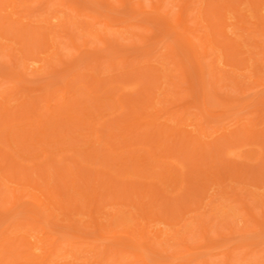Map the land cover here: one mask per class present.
<instances>
[{"label": "rangeland", "instance_id": "374dc122", "mask_svg": "<svg viewBox=\"0 0 264 264\" xmlns=\"http://www.w3.org/2000/svg\"><path fill=\"white\" fill-rule=\"evenodd\" d=\"M110 1L112 2L111 4H113V6H111V7H109L108 5H104V3L100 0L99 1L98 0H96V1L95 0H16V2L18 3L16 10L18 11L19 14L11 15L9 13L10 19H12V20H10V19L8 20V18H4L5 14L8 15V13H6V12H8V11L10 12V9L8 6H7L8 8L4 6V9L6 11L0 10V15L2 13V15L0 16L1 17L0 18V93L2 94L5 92V94L8 93L5 96L10 95L9 96L10 98L7 96V98H9V99H7L4 96V99L7 100L5 103L10 106V107L8 106V108H10V109L7 110V113L9 114L10 117L11 116L13 117L14 114H15V116H18L19 113H17V111H18L17 109L18 108L23 109V108H21V105H23L22 104L23 101L26 102V103L23 102L25 104H27L29 101V104L32 106L34 105L35 108H37L36 107L37 105H35V104H38L39 108H40V105H43V106H41L42 108L39 109V113L43 112L44 115H41V116H43V118H46L47 116L51 117V121L47 120L50 123V126H47V128L49 127L48 129H52V127L54 125L56 126V122H55L56 119L55 118H57L58 121H59V119L63 120L64 126L67 127V129L65 128L66 134L64 133V135L66 137L63 138V139H65V142H66V141H68V139L69 140L73 139V138H70V136L72 137V134H70L71 132L74 131L73 135L77 134V132H75L76 126H75V124H73L76 122H73V121L69 122V120L64 119L65 116L67 117L71 113L70 112L68 114V112L71 109L78 112L79 110H76V109L77 108L79 109L81 104L88 105L89 110H91L92 108H93V110L96 109L94 106L95 103L92 102L93 99H91V97L89 96L90 90H87V89H89V88L90 89H93V88H97V89L102 88L103 89L102 85L99 88L97 87V85H96L97 82L93 85L94 87L90 86L92 83H87V84L85 83L86 85H88L87 86L88 88L87 87L85 88V84L83 82H91L89 74L93 73L94 76L95 75L98 76V77L95 76L96 79L98 78L97 81H99V78H103L105 80V85H106L107 80H109L110 82L108 81L107 85L106 86L104 85L105 88L113 89L112 86L115 87L113 90H106V92L103 93L104 96L101 94L103 97L102 100L105 99L104 98L105 96L106 97H108V96L112 97L113 96L112 101L114 103L113 104L111 103L113 106L118 102V101H114V98L115 97L117 98L118 96H116V95H119L120 93L123 94L126 92L127 94L125 93V95H129V96L131 95L130 97L132 99L138 100V99L142 98L140 96H143L145 94V93H143V95H142V90L144 92V90L147 91V89H149V88L157 89L156 86L160 85L161 87L160 88L158 87L160 90L159 89L158 90L153 89L152 91L154 93L152 95L155 96L154 99L156 97L160 98V96H161V98L163 99V100H161L162 103L160 102V104H156L155 106L160 107V105H162L166 109L161 108L160 109L161 111L159 110L158 114L157 113L155 114L156 117H154V115L151 116V117L155 118L154 119L155 121H153L155 123V125L156 126L157 125H159V126L164 125V127L166 126L167 127L166 133H168L169 132L168 126L170 128L176 127V126H173L175 124L174 119L177 120V117L180 118L181 116L187 117L186 124H183L182 126L185 129H187V131L190 130L192 134L193 133L197 134L198 132L196 129L202 124V126H204L205 130L207 131V135L202 136L201 139L204 141L209 140L210 144L212 142L214 144L212 143L209 146V142L207 141L208 146H205V149H206L205 152L207 153V150L209 149L208 150L209 155H207V158H204L205 159L204 164L202 162H200L197 165L200 168L199 169L200 171L195 170V172L197 173L196 174L194 172L196 174V177H195V174L193 176L192 175L190 176V174L187 175V171H186V175H187L186 181H187V179L190 181H187V182L185 181L186 182L185 184H187V185H185L183 187L181 192H179V189H178L179 186L177 187V189H172L173 188L172 186H168L169 181H168V183L164 182V184H160L159 188L162 190H160V189L155 190V188L151 189L153 191L154 190L157 191L156 193L154 192V194H156V196H157V197H155V199L156 198H159V199H157L155 201V203H156L155 205H153L152 201L150 200L151 201L150 203H152L151 209L155 212L154 217L156 216V218L149 220V223H147V224L149 225V228H152L155 232H156V230L161 228L162 230H166V231L168 230L172 236L168 237L170 239H168L166 241L162 240L160 243H157L158 247H156L157 244L155 243L156 244L155 248H154L155 250H152V251L156 252L155 254H154V252L151 251V249H147L148 250L147 252H146V250L143 251L146 254V256H145L146 260L148 259L147 262L149 261L148 263H151V264H203V262H206V264H264V2H262L264 0H259V2H258V0H191V1H188V6L186 7V9H184V15L187 16L186 18H188V25L192 30L191 36L194 38L196 36V38H198L199 35H200L199 37H201V35H202V38L205 40V38H206L205 36H207L205 33H207L210 29V32L213 33V35L215 34L214 36H215V40H217V44L218 43L221 44V45H217L216 50H213V54L211 53L210 56L208 55L207 58L206 57L201 58L202 60L203 59L205 60V58H206L207 63H209L211 66L216 67L215 69H213V67H212L213 71H215L216 69H219V67H220L221 72H222L221 74L224 76V80L221 79V77H220V81L222 80L220 82V85H218L216 83L215 84L216 87H215V85L213 87L211 86V88L215 87L214 89H217V90L220 89L218 91L212 90L214 92H210V90L208 88H210L209 84L214 80V78L211 79L212 75H216L217 72L212 73L213 72L212 71V72H209V74H208L207 69H204V68H206V62L200 61L201 60L200 59L199 63H197L198 62L197 57L192 55L189 51H187L183 45L181 46V44H182V43L180 44L181 41L178 40L176 37L177 33L173 32V30H170L168 28L166 21H165V16L163 15L164 13L161 15L162 12L167 11L169 13L168 16H170L171 18H173L175 20L177 15H178L177 14L178 10L180 8L179 4H181V2H183L184 0H162L161 1L162 7L160 10V14L156 13V15H155V12H154L152 6H153V4H156L158 0L157 1L156 0H141V1L139 0L142 3V5L144 6V7L142 6V8H141L143 11L139 10V8H137L138 7L137 6L138 0H132V3H133V1L135 2L133 4H130L131 2L129 0H127V4H122V2H119V0H110ZM226 1H228V4H229L227 9L223 8V5ZM251 1H253V2L251 3ZM128 2H130L129 3L130 5H128ZM121 4H122V6H121ZM151 4H152V6H151ZM127 5H128V8H126ZM199 11H201V12H199ZM218 12L219 13L222 12L225 14V16L223 17V21H224L223 28L220 27L219 25L217 26L219 19H220V16L222 15V14L220 15ZM198 14L200 15V17H199L200 22L196 23L195 19H197ZM104 15H107V21L110 22L109 26L103 24L102 19H106L105 18L106 16H104ZM16 18H18V19L15 20ZM47 19L49 20L48 22L50 23V24L48 23L49 26L46 23ZM2 20H4V21H2ZM1 23H4V24H1ZM208 23L210 24V28L206 27V24H208ZM125 24H128V25L126 26ZM87 26H89L90 28L92 27V32H95L96 34H99L102 36L107 35L106 36V38L108 37L107 39H109V38L111 39V37L113 38V40L116 37L118 38L119 33L117 35V31H124L123 34H124V36H126V38L122 39L124 36L122 38L121 37H119L118 39L116 38V40H114V42L116 44L113 43V41L109 42L110 41L109 40V41H107V42H109V44L106 45V43H105V46H103L102 44H104V43H102L100 41V39L97 38V36H92V34L88 35V33H86V32H88L87 28H89ZM219 27L224 29L226 36H224L222 34L221 35L219 34V36H218V32L220 31ZM14 29H16V31ZM31 29H33V31ZM167 29H169V30H167ZM27 30H28V32H26ZM29 31H31V32H29ZM24 32L27 33V35H25ZM34 33H35V36H33L34 37L33 38L32 34H34ZM143 33H144L145 37H144V35H141ZM216 33H217V35H216ZM28 34L31 35V37ZM122 35L120 34V36H122ZM141 36H143V37H141ZM44 37H46V38L48 37V40H47L48 42L50 41L49 37L51 39H54V41H53L54 42L53 47L55 46L54 49H51V47H50V45L52 43H48L50 48L47 47V45H45V44L43 45L42 41H43ZM202 38L200 40H202ZM71 39L73 41H75L74 42L75 45H77V46L79 45L77 48H76V46H73V44L71 45V41H72ZM222 39H224V41ZM228 39H239L241 42L239 44V47L236 50V52H238L236 54V57H234V55H233V58H234L233 59V58H231L232 55L231 56L229 55L232 60L228 57L226 58V56H225V55H227L229 50L222 47V46H224L222 44H224L225 41ZM84 40L87 41L88 43L86 44V42ZM196 40L198 42V39H196ZM200 40H199V42H200ZM84 43H85V45H83ZM205 43H207V41ZM4 45L5 46L7 45V47H5ZM10 45L12 47L14 46L15 48L13 47L14 49L8 50L9 48H11ZM86 45L88 46V48L86 47ZM95 46H97L98 48ZM93 47H94V49H92ZM102 47H105V49H101ZM78 50H79V52H78ZM8 51H10L11 53L13 52V53L12 54L10 52L8 53ZM52 51L54 53L55 52L56 53H55V55H52L51 57H49V53L52 54ZM81 51H83V53ZM88 51H90V53ZM225 51H226V54H225ZM15 53H16V55L14 57L13 54H15ZM13 57H14V59H13ZM59 58L62 59L63 61L60 60ZM236 58H239V59H236ZM243 58H245V59H243ZM46 59H48V60H46ZM125 59H126V61H125ZM240 59L242 60V63H240L241 62ZM237 60L239 61L238 64H237ZM23 61H24V63H23ZM110 61H113V64L115 66L117 65V63H119V64L116 67H114L112 63H109ZM121 61H122V63H123V61L125 63L121 64L120 63ZM21 62H22V64H21ZM49 62H51L52 64ZM101 62H103V63L101 64ZM200 62H205L204 66H202L204 68L201 67V65L203 63L201 64ZM97 63L98 64L100 63L101 65L99 64L100 65L99 66ZM141 63H142V66L144 64V66L151 67V68H149V70L150 69L151 70L150 71L146 70L147 67H144V68L141 67L142 68V70H140L141 72L138 71L139 69L136 70L135 69L136 67L140 68ZM94 64L95 65L97 64L96 66L98 68H96V66ZM125 64L127 66H125ZM199 64H201L200 67L202 69H200V67H198ZM22 65H23V67H22ZM180 65H181V67H180ZM207 66H209V65L207 64ZM197 67H198V69H197ZM25 68H26V70H25ZM131 69H135L136 70L135 73H132V71H134V70H131ZM203 69L206 71V74H205V71H203ZM232 69L234 71H236V74H233L231 72ZM88 70H89V72H88ZM125 70L126 71L129 70V72L131 70V72L130 73L125 72ZM183 70L185 71L184 72L185 76L187 75L186 79L189 80L188 82L182 81V79H181L182 76L180 75V73ZM200 71H203L204 73H202ZM18 72H21V73L19 74ZM17 73L19 75H22V77L19 78L18 77L19 75ZM80 73H85V74L88 73V75L86 77H83L84 78V80H83L82 77L78 76ZM76 74H77V76H76ZM135 74H137V75H135ZM159 74H160V76H161V74H163V75L166 74L167 76L162 77L163 76L162 75L161 79L159 80V78H158ZM199 74L201 75V78L199 77L200 76ZM207 74L209 77H207ZM114 75L116 76V78ZM145 76H147V77H145ZM154 76H156V77H154ZM203 76H204V78L206 77V78H210V79L208 80L205 78V80H203ZM76 77H78V79H75L76 80L75 81L74 78H76ZM111 77H112V80H110ZM80 78H82V79H80ZM88 78L90 81L87 80ZM151 78H153V79H151ZM199 78H200V81H199ZM69 79H71L70 80L71 85H69L71 90L69 92H66V90L62 89V88H65V82ZM201 79L203 80L202 82H201ZM81 80H83V82ZM137 80H138V82H137ZM177 80H179V81H177ZM215 80H216V78H215ZM16 81H19V82H16ZM204 81H206V84H205L206 87L204 86L207 89L206 94H208L209 92L210 93L208 94L209 96L205 95V97H207L208 99H206V101L204 100V103H203V101H202L203 99H202L201 94L203 95V91H204V89H202L203 88L202 84L205 83ZM259 81L261 83H259ZM98 83H100V82H98ZM103 83H104V81L102 82V84ZM140 83H141V85H139ZM142 83L144 84V87H143ZM207 83H208V86H207ZM223 83H224V87L221 86V85H223ZM241 84L243 85V87ZM18 85L21 87L19 88ZM148 85L151 87H149ZM210 85H213V83H211ZM71 86L72 87L75 86L74 89H72ZM147 86H148V88H147ZM199 86H200V88H199ZM220 86H221V88H220ZM238 86H240L241 88L240 87H239L240 89L236 88ZM118 87H120L119 88L120 90L118 89ZM54 88H57V89L54 91ZM143 88H145V89H143ZM151 89H149V90H151ZM14 90H15V92H13ZM52 90L54 91V93ZM64 91H65V93H64ZM155 91H156V93H155ZM159 91H161V92H159ZM11 92L15 93V94L11 95ZM46 92H47V95L51 94L50 99H49V103H50L49 107H47L48 102L43 98L46 95ZM101 92L102 91H100L99 93H101ZM86 93H87L88 98L86 97ZM128 93H130V94H128ZM164 93H165V95L167 93V96L169 95L165 99H164ZM185 93H188V95L185 96L184 95ZM214 93L217 95L219 94V96L222 95V97L218 96L219 97L218 98L215 96L216 97L215 98ZM1 94H0V96H1ZM52 95H53V97H52ZM64 96H66V97H64ZM132 96H134L135 98H133ZM170 96H171V99L169 98ZM184 96L187 98V100L184 101V103H183L182 100L185 99ZM51 97H52V99H51ZM120 97H122V96H120ZM145 98L146 97L143 96V98L140 100L143 101ZM122 99L123 98H121V100ZM166 99L169 100V101H166V103H168L167 105H165L166 103L163 102ZM174 99H175V101H173ZM217 99H219L218 100L219 102L217 101ZM0 101H2V100H0ZM31 101H33V102L31 103ZM34 102H36V103L34 104ZM73 102H75L76 104ZM205 102H207V103H205ZM58 103H61V105H63V106L62 107L58 106L59 105ZM79 103H80V105H79ZM107 103L104 102V104L106 105L105 108L107 107L106 108L107 110L105 109L107 111V113L104 110L105 112L103 111V114H105V115L104 116L102 115L103 116L102 118H100L101 115H98V113H96L97 110H94L96 112L93 113L94 116H99V118L96 117V121L99 124H103V128L106 127L103 130V135H100L101 136L100 138L102 140L100 138L98 139V142H100V143L97 142V139L95 136L93 137V135H95V134L90 135V137L87 139H86V137H83V136H86L87 134L86 135H80V136H82L83 139H85V141L84 140L83 141H84V143H86V145H82L83 143L80 142V141H82V139H80V141L74 140L75 142H71L72 140L69 141L71 143V145L72 144L78 145V147H80V149H78L80 152L84 151L80 154L78 153V151L76 152L77 156L80 159L79 162L82 164H80L79 162L74 163L75 159L78 158L77 156H74V157H76L75 159L73 157H70V156H72V154H71L72 151H70V150L74 147H72V148L69 147V148H71L69 151L68 150L63 151L65 149H69V148L67 147V145H64V146H66V148H62L63 146L60 143H58V144L56 143V144L58 147H60L62 149L63 152L59 151V154L56 153L57 157H56V155L50 154V155L54 156L53 159L55 161H53L51 158H50L51 160L50 159L48 160V158L50 156L47 158L48 162H50V161L53 162L52 164H50L51 166H53V164H54L55 167L58 166L57 168H59L60 170L62 169L61 172L64 170L62 172L63 174L66 171L67 165H68V167L69 166L71 167V165L75 167L77 165L78 168L77 167L74 168V170L78 169V172L80 174V176H79L80 178L77 180V183L80 180H81L80 182H82L83 179H84V184L87 183V185H88V182L89 183L93 182L92 179L94 177L95 171H91V169H93V167H95V169H97L98 167L100 168V165H102L103 162L106 161V158H108V157L105 158V156L107 155V153H109V150H106L107 152H105V149H104L105 145H107V144H105L107 136H109L107 134V132L109 133L110 130L115 131L114 133H116V136L122 135L124 132L125 135L128 136V134L125 131H122V133L120 132L121 130L118 131V129H119L118 127L116 129L115 127H112V125L111 126L109 125L110 128H108V126H106L107 125L106 123H108V121H106V123H105L104 120L112 119L111 121L114 122L113 117H115L118 114L120 115L119 117H117L118 120H119V118H121V120H123V117L127 114L128 111H129L128 113L130 114V110L127 111V109H126V108L129 109V107H127L126 106L127 104H126L125 105L126 108H124V106L118 107V108H116L117 110L114 109L112 112V110L110 111L111 108L107 105ZM134 103H135V101H134ZM136 103L142 104V102H136ZM136 103H135V105H137ZM67 104L69 106L71 105V107L72 106L73 107L71 108V107L67 106ZM204 104H205V106H204ZM30 105L28 106V107H30L29 110L34 107V106L31 107ZM64 105H66V107ZM75 105H78V107ZM117 106H119V105L117 104ZM131 106H133V105H131ZM137 106H139V105H137ZM115 107H116V105H115ZM133 107L136 108L135 106H133ZM56 108H57V110H56ZM123 108L125 109V112H123ZM41 109H43V110H41ZM45 109H46V112L44 111ZM149 110H151V109L148 108L147 113H149V114L155 113V111L152 113V111H149ZM36 112H38V110ZM181 112L183 113V115L181 114ZM124 113H126V114H124ZM8 114H7V116H8ZM73 114L74 113H72V115ZM75 114H77V113H75ZM123 114H124V116H123ZM177 114L181 115V116L179 117ZM202 114H203V116L204 115L206 116V117H204L205 119L202 118L203 117ZM15 116H14V118H15ZM35 116H37V114L33 115L32 117L35 118ZM32 117H28V118L32 119ZM49 117H48V119H49ZM14 118L11 120L12 122L10 121V123L13 124L14 126L10 125V123H7L8 121L5 119L0 120V125H1L0 131H3V132H1L2 134L0 133L1 135H4V132L7 129L15 130L13 128H16L18 126L17 127L18 130L14 131V133H13V136L16 135L14 142L11 140L10 141L12 142V144H11V142L10 143L7 142V144H9L10 146L13 145L11 147H14V148H11L9 145H8V147L5 145L6 148L5 147L3 148L2 143L5 144L6 140L2 136H0V140L3 141L2 143L0 141V143H1L0 147L3 148L2 152L4 151V152L8 153V154H6V156L4 155V157H2V158L0 157L1 159L7 160V161L4 160V162L2 164L0 163V165L3 166L2 169L0 168L1 169L0 174L6 173V170H7V172L11 171L12 165L15 167L17 166V164L16 165L13 164V162H14V161H12L13 159L12 160L10 159L12 161V162H10V160L7 158V157L10 158V155H13L12 151L16 150L13 153H18V152L20 153V148L17 151L18 146H21V150H22V147L25 149L27 143L30 144V140H25V138L28 137V136H26L27 130L32 129V127L30 126L31 124H29V126L31 128L29 126H25V124L28 125V122H27L28 120H26V118H24L21 122V125H20V123H19V125H17L18 124V123H16L17 119H14ZM93 120H94V122H93ZM93 120H92L93 124L91 122L92 125H94V123H96L95 117ZM29 121H32V120H29ZM119 122H121V121H119ZM124 122L126 123V121H124ZM49 123H47V125ZM188 123H190V124H188ZM7 124H9V125H7ZM99 124L96 123L95 128ZM111 124H112V122H111ZM119 124L121 125V123H119ZM22 125H24L26 127V128L24 127V130H23V128L21 130L19 129V126H22ZM59 125H61V123H59ZM120 125H119V127L122 128V126H120ZM155 125H153V123H152V126L154 128L153 129L151 127V130L153 129L152 131L146 130L145 129L146 125H145V127L143 126L142 128L141 127L139 128L137 126V128H135V131H134V128L131 127L130 129H131V131H133L131 133H133V134L130 135V133H129L130 137L133 135H136V139H134L135 136H134V138L131 137L132 139L130 138L131 140H133V142L131 141L132 145L130 143V146H129V140H127V138H125V139L127 140L128 145H124V142H121V141L125 140L124 139L125 135L123 134L124 136H121V138L123 140L120 139L121 140L120 142L123 143V145L119 144V146H118L114 142V144L116 146H112V148H114L116 150V152L118 151V153H120V152L124 153L121 155H124L125 157L128 155H131V153H133L135 156L142 154V155H146V157H149V156H147L148 154L146 152L145 147H147L151 144H149V145L145 144V142L147 141V140H145L146 139L145 137L148 136V139L152 138V136H153L152 139H154L156 137L155 135H156L157 130H155V128H157L159 126L156 127ZM100 126H102V125H100ZM100 126H98V127H100ZM28 127H29V129H28ZM61 127H63V125H61ZM86 127H87V125H86ZM244 127L250 128L253 131V135H251V136H253V139H250V136H248V134H247L248 130L246 131V129ZM57 128L58 127L56 126V129ZM68 129L71 130V132L69 134H67L69 132ZM125 130L128 131L127 129H125ZM143 130H144V132H142ZM254 130L256 132V135L254 134ZM18 131H20V132H18ZM60 131H62V130H60ZM77 131H78V129H77ZM93 131H94V129H93ZM116 131L120 132V133H117ZM154 131H155V135L154 134L152 135L151 133H154ZM158 131H160V130H158ZM82 132L87 133L88 131H87V129H83ZM129 132H130V130H129ZM164 132H165V130H164ZM17 133H19V135ZM21 133H22V135H21ZM114 133L112 132V134H114ZM141 133L145 134L146 136L144 135V137L142 136L143 138L140 139L139 137H141V135H142ZM148 133H150V134H148ZM29 135H30V133H29ZM138 135H139V137H138ZM257 135H258V137H257ZM62 136H63V134H62ZM116 136H112V137H116ZM118 136H117V139L119 141L120 137H118ZM48 137L49 136L47 135V138ZM91 137H92V139H91ZM112 137H111V139H114ZM137 137H138V139H137ZM254 137H257L256 141L254 140L255 139ZM259 137H260V139H259ZM44 138L46 139V136ZM169 138H171V137H169ZM23 139L26 142H23L24 141ZM117 139H115V140H117ZM248 140H250V141H248ZM86 141H88V144ZM33 142H35V141H33ZM14 143L17 145H15ZM92 143L95 144L94 146H96V148L93 146V149H97L99 151L97 156L94 154H93L94 156H92V155H90L91 153L89 154L87 151L88 148L90 147L89 144H92ZM127 143L125 141V144H127ZM168 143H169V145H168ZM173 143H175V142H172V140H169L166 143V146H171L170 151L173 152L172 158H171V156L165 157L159 161L158 160L153 161V159L150 157L147 158L148 160H146V162H149L153 165H148V163H147L146 168H142L143 171L141 173H139V174H141L139 179L144 181V179L147 178V179H145V181H147V180L148 181L149 180L158 181L160 179V176H158L159 175L158 172L161 171L158 167L160 164L168 165L175 172L181 171V169H182L181 161L186 160V159H184V157H185L184 153L179 154L180 151H178V148H175L176 143L175 144H173ZM65 144H67V143H65ZM37 145L39 146V143ZM163 145H165V144H162L161 147H163ZM173 145H174V148H172ZM177 145H179V144H177ZM46 146H48V145H46ZM57 146H54V147L57 148ZM220 147L221 148L224 147V148H222V150H220ZM39 148H41V147L39 146ZM52 148H53V146H52ZM56 148H54V149H56ZM38 149L36 148V150H38ZM54 149H53V151H55ZM163 149H164V147L162 148V150ZM51 150H49V151H51ZM128 150H131L132 152L128 151ZM220 151H223V152H220ZM22 152H25V151L22 150ZM32 152H33V150H32ZM217 152H218V154H217ZM0 153H1V151H0ZM67 153L69 156H66ZM39 154H40L41 160H39L40 158L33 160V157L31 159V156H32L31 154H30L31 156L29 158L27 156L28 153L24 154V156H26V158H25L23 156V154L21 155V153H20L19 155H21V156L15 157V159L18 160V161H16V163H20V164L25 163V166L28 165L27 163H29V164L31 163L33 165V163L36 162L35 164H37V162H38L40 164V162L42 160L44 161V154H42L41 152H39ZM76 154H74V155H76ZM103 154H106V155H103ZM217 155L221 156V159H217V158H219ZM13 156H15V155H13ZM62 156H64V159L62 158L63 161L60 158ZM20 157L21 158L24 157L25 159L23 158V161L21 160V162H20L19 159H17ZM205 157H206V155H205ZM57 158H59V159H57ZM83 158H85L86 161L84 160V162H82ZM213 158H214V160H212ZM69 159H71V160L73 159L74 162L71 163V161ZM206 159H208V160H206ZM222 159L226 161L225 162L226 164L230 160L229 161L230 163H228L229 165L228 164L226 165L225 163L221 162V161H223ZM57 160H61L62 163L59 161L60 164H57L58 163ZM211 160L214 163L208 162ZM217 160H219L220 162ZM114 161L112 164H116V163H114ZM128 161L131 162V160L127 159L126 162H128ZM48 162L46 164H48ZM130 162H128V163L130 164ZM5 163H8L7 164L8 166ZM186 163H187V161H186ZM9 164H11L10 167H9ZM42 164L40 165V169L37 168L38 165L37 166L35 165L36 167L34 168V171H35V169H36V171H35L36 173L37 172L40 173L42 171L43 175H46V174L48 175L49 171H51L52 173L54 172V177L52 174H51L52 176L49 175L52 177V181L50 179H48V180L53 182V178H54L56 180V182L57 181L59 182L60 181L59 180V174H58V172L60 173L59 169L57 172V168H55L54 166L52 168L50 166H48L49 169L45 168L48 170V172L46 173V170H44V167ZM112 164L110 165V168H112L111 170H113L114 173H118L120 175L122 172H118V171H120L119 168H116V166H118V165L115 166ZM213 164H215L216 167H219L221 171H218L217 175H213V173H212L213 170L211 168H210V170L208 169L209 174H210V177H209L210 179H208V182L204 188L203 186H200L202 184L199 185V182L202 183L203 179H201V178L205 177L206 175L204 176L201 174H203V171L205 173L208 166L212 167ZM30 165H28V166H30ZM82 165L84 168H82ZM230 165H232L233 168H232V166L230 167ZM4 166H6L7 169H5ZM86 166L89 168H85ZM128 166L130 168L133 165H128ZM234 166H235V168H234ZM22 167L24 169L23 164H22ZM46 167H47V165H46ZM27 168H29V167H27ZM223 168H224V170H223ZM8 169H10V170H8ZM55 169H56V171H55ZM234 169L236 170V174L233 173L235 171ZM4 170H5V172H4ZM26 170H28V169H24V172H22L21 176H19L18 174H20L19 173L20 169H16V174L11 175L14 177V179L16 181H13V180L7 181L8 177L5 175H4L5 177L1 176V175H0V177L7 178V179H4V180H6V184H7V185L4 184L5 186H7V187L10 186V188H11V186H13V187L18 186L19 187V188L17 187L18 193H20L22 191L23 187H27L26 188L27 190H33L31 187L32 186L31 184H34V183H31V182L34 181L35 177L38 178L39 176H42V175L40 174V175L36 176V173L34 171L32 172L34 174H29L28 171H27V173H28L27 174ZM31 170L32 169L30 168L29 171H31ZM102 170H104V169H100V171H102ZM216 170H219V169L217 168ZM237 170H239L243 174H241V173L239 174V172ZM222 171H225V172H222ZM113 172H112V174H113ZM12 173H13V170L10 174H12ZM110 173H111V171H110ZM152 173H154V175H152ZM199 173H201V174H199ZM226 173H230V174L233 173L234 175H232V177L234 176L235 180L231 177L229 178L230 174L225 175ZM246 173H247V175L245 176ZM15 175L17 177L19 176L18 180H20V177H22V180H23L25 178V176L28 179L30 178L28 180L30 185L26 184V186H25V185L21 184L22 181L21 182L19 181L20 182L19 183L17 181V179L15 178L16 177ZM22 175L24 176V178ZM27 175H29V177ZM104 175L102 173H100V175L98 174V179L100 180V179L104 178L102 180V182H103L106 178L105 181H108L106 183L107 188L109 186H111V188L113 189V187H114V190H115V187H117L119 185H123V186L126 185L125 188H127V190L122 186L126 191H129V188L132 185L134 188V184H132V183H133V180L135 178L132 180L130 178L129 174H128V176H129L128 178L132 180V181L128 180V183L130 186L128 185L127 181H124V179L125 180L127 179L126 178L127 175H124L122 177L123 179H121V180H123V181H121V183H118L119 181L117 182V180H114L113 178L109 177V175L106 174L109 177V179H111V181H110L108 179V177L107 176L104 177ZM121 175H123V174H121ZM197 175H201V178H200V176H197ZM218 175H221L222 178L218 177ZM66 176H65L64 180L66 179ZM69 176L70 175L68 174V176H67L68 181H69ZM86 176H88V177H86ZM90 176H92V177H90ZM116 176L117 175H114L112 177H116ZM135 176L136 175H134V177ZM226 176H228V177H226ZM13 177H11L10 179H12ZM43 177L44 176H42L41 178L39 177V178L41 180H43V183H44L45 180L42 179ZM55 177H57V178H55ZM237 177H241L242 181H241V178L239 179ZM37 178H35V179L37 180ZM39 178H38V181H39V183H41V180ZM86 178H87V180L88 179H90V180L87 181ZM116 179H118V177ZM236 179H237V181H236ZM36 180H35V182H38ZM85 180H86V182H85ZM136 180H137V177H136ZM191 180H192L193 184H195V181H193V180H196V182H198V183H196L194 186L191 183ZM141 182H140V185H141ZM43 183H41L40 186ZM103 183H105V182H103ZM108 183H110V184L108 185ZM134 183H137L138 187L140 186L138 182H134ZM52 184H55V181ZM78 184H81V183H78ZM98 184H100V183H98ZM98 184H96V185H98ZM117 184H119V185H117ZM137 184H136V186H137ZM0 185H2V186H0V202H3V204L0 203V235L2 233L4 234V235L2 234V236H0L3 238V239L2 238L0 239L1 240L0 246H1L3 241H4L3 242V245H4V243H5L4 239H8V237H9V240L11 238L17 239L18 236L16 234L20 233V232L18 233V231L22 232L25 229V227H27V226L29 227V224L31 226L32 222H35V223L37 222V224L42 223L45 226L44 229H40L39 227H37V229H36V227L35 228H29L28 233L30 232L31 234L41 235V233L44 230L45 231L49 230L48 232H50V229H51L50 234L52 235V239H55V244H56L55 246L57 247L58 244L60 245L58 248V251L56 252L57 256L53 255L51 257V263L49 262V264H52V263L55 264V262H56V264H111V261H112V264H119V263L123 264V262H124V264H126V263L129 264L128 262H129V260H132V258H133V261H131V263L134 262L132 264H140V262L137 263V260L135 261L136 257H134L133 253L128 254V255H130V257L128 259L123 258V257H118V256H120V254L118 256H116L114 254L116 250H123V251H126V253H127V250H128V253H129V251H130V253L133 251H136L135 248H133L132 246H130L131 247L130 248V247H128V244H126L127 241H128V243H131V242H129L130 240L127 238V236L125 234L122 233L123 235H121V233L119 232L120 233L119 236H121L119 239L116 238L117 240H115V237H119L118 233H117V236L112 237L113 239L112 238L109 239L111 237L110 236L111 232H109L110 229H115L116 231L117 230L121 231L123 229V226H122L123 224H120L121 220H123L124 223L127 222L130 229H136V228H134V226H136L135 222L136 221H142V219L139 220V218H138V220H135L136 218H131L129 216H128L129 218L127 219L126 215H128V214L130 215L131 213H129L128 211H125L126 209L127 210L129 209V211H131L132 213L134 212L133 214L136 213L135 211H138L135 209L136 207L131 204L132 198L134 200V198H135L134 196L136 194V197H137L138 192L134 193L132 195V193L134 192L132 190L133 192L132 191L129 192L131 195H127L126 194L127 192L126 193L123 192L124 194H122V193H120L123 190V189L122 190L120 189L121 186L119 188L121 191L120 190L118 191V187H117V190H115V192L116 191L117 192L115 193V196H114V198H116V200L114 198L113 199L111 198L114 195V193L112 194V192L114 190L112 192L110 191L111 188H110V190L108 189L109 190L108 192H111V193L107 194L106 191L102 192V194L103 193H104V195L106 194L105 198H102V197H101L102 199L100 198V200H101L100 202L101 203L103 202L102 204H104V205L101 206L100 210L98 211V213L96 212V214L100 215L99 217H101V215H102V217H101L102 221L100 218L98 220H100L102 223L104 222V224L106 225V230H109L108 232H105V235L110 234L109 235L110 237L108 236L109 238L107 239L106 238L107 236L105 238H103L104 236L101 237L103 232L100 233V235H99V230L91 225V220H89V218L91 219V217H89V211L87 210V208L85 210H87L88 212L80 211L81 214L79 212H77V213L71 214L69 216L67 214H64V212L61 211L62 209H58L56 212L59 214H56V216H54V217H50L48 215L47 216L48 218L49 217L52 218V219L49 218L48 221L46 218H44V219L40 218L41 221L43 220L41 223L39 221H36V220L30 218V214H33L34 216L35 215L37 216V214H38L37 217H43L40 215H45V214H42L43 212L41 213L37 207H35V206L33 207L32 203L30 202L31 197L24 195V194H26V192H25L26 189L25 190L23 189L25 193L22 192L24 197H22V199L18 198L16 200L14 208H12L10 210L8 209V211H6L8 208L7 205L10 206L9 200H12L11 192L10 191L8 192V190L3 185V182ZM60 185H61V183H60ZM82 185H83V182H82ZM106 185H105V187H106ZM127 185L129 186V188ZM196 185H198V186L196 187ZM136 186H135V188L138 189ZM88 187H89V185H88ZM98 188L100 189V186ZM98 188H96V189H98ZM90 189L91 188H84V186H83V188H81L80 190L87 192V191H90ZM101 189H100V194H101ZM34 191L39 193V189H37V190L34 189ZM70 191H71V189H70ZM137 191H139V190H137ZM149 191L150 190H148V192ZM86 192H84V193H86ZM88 193H90V192H88ZM117 193L119 195H117ZM100 194L98 195L99 197H100ZM110 194H112V196ZM149 194H150V192H149ZM151 194H152V192H151ZM123 196H127V198H125ZM129 196L132 198H130ZM152 196L153 197H147V198H154V195H152ZM106 198L109 201H105ZM109 198L112 199L111 201L115 200L117 202L110 203ZM26 199L27 200L29 199V201H27ZM79 199H80V197H79ZM119 199H121V200H119ZM127 199L128 200L131 199V200L128 201ZM118 200H119V202H118ZM122 200L124 202L126 200L125 203H130L131 206L129 207V205L121 204V203H124V202H122ZM6 201H8V202H6ZM77 201H78V199H77ZM5 202H6V204H5ZM81 202H82V204H81ZM81 202L80 203L78 202V203L80 204V206L82 205L83 208L82 207L81 208L83 210L85 208L83 206L84 202L83 201H81ZM107 202H109L111 205L105 204ZM159 202L162 206L159 205ZM240 204H242L241 205L242 207L240 206ZM2 205H4V206H2ZM157 205H158V207H157ZM3 207H4V209H3ZM123 207H124V210L122 212ZM166 207H167V209H166ZM243 207L247 208V210L245 208L244 209L250 213L249 215L247 214L248 212H246L244 209H242ZM157 208H159V210H157ZM170 208H172V209H170ZM118 209H121V210L118 211ZM33 210H34V212H33ZM115 210H116V212L118 211L117 212L118 214L121 213L122 216L118 215L119 219L121 217L120 221H117L118 218H116L117 217L116 216L113 219L114 222H112V218L114 215L113 213ZM59 211H61V212H59ZM159 211H162V212H160V214L163 213V215L160 216L158 213ZM47 213H48V211H47ZM123 213H127V214H123ZM175 213H178V214H175ZM182 213H183V215H182ZM171 214H173V215H171ZM174 214L176 215V217ZM179 214H180V216H179ZM165 215H167L168 217ZM67 216H68V220L70 219V221L67 220ZM124 217H126V218H124ZM170 217H172V220ZM247 217H248V219H247ZM107 218H109V219H107ZM166 218H170L169 219L170 222ZM173 218H174V221H173ZM253 218L257 220L258 225L256 223H254L255 220ZM253 220H254V222H252ZM258 220H259V223H258ZM77 221H79V223H76ZM109 221H111V222H109ZM80 222L82 225L80 224ZM110 223H111V225H110ZM116 224H117V227H116ZM124 225L126 227L128 226L126 224H124ZM137 225L138 226H136V227L139 228L140 227L139 224H137ZM8 226H9V228L7 229L6 227H8ZM201 228L203 230H201ZM26 229H28V228H26ZM93 229H94V231H93ZM140 229H141V227L138 230H140ZM176 230H178L179 232L177 231L178 232L177 233ZM10 235H11V238H10ZM76 235L77 236L79 235V236L77 237ZM5 236H7V237H5ZM27 236H28L27 238L30 240V242H33L35 240L34 235L29 234ZM201 236H203V237H201ZM181 237H184V240H182L183 238L180 239ZM158 239H160V237L157 238V240ZM68 241H70L71 243H69ZM12 242H13V244L15 243L14 240ZM7 243L5 244L7 246L4 245V246L0 247L1 248L0 249V264L1 263L6 264L5 262H3L6 260L4 258H7L8 256L10 257V255H11L10 252H12V249L10 248L11 251H9V252L6 250L9 247L8 246L9 243L8 244ZM69 244L70 245L72 244V245L70 246ZM125 244L127 246H125ZM161 244H163V245H161ZM186 244L190 248H192V250H190L191 254H188L187 253L188 251L184 250L185 247L183 245L187 246ZM12 245H11V247H12ZM38 245H40V244L38 243ZM77 245H79L81 247H79V246L75 247ZM92 245H93V247L94 246L95 247L93 248ZM68 246H70V247H68ZM16 247H17V249L13 247L14 248L13 253H15V254H17L23 250L22 246L18 245L17 243H16ZM104 247H105V249H107V250H105V252H104ZM121 247H122V249H121ZM69 248H72V249H69ZM99 248H100V250H99ZM77 249H78V251H77ZM156 249H157V251H156ZM3 251H5V252L7 251L8 253L6 252L3 255V253H4ZM59 251H61V252H59ZM62 251H65V252L68 251L67 255L65 257H63L64 252H62ZM192 252H193V254H192ZM33 253L35 255H40L42 253V249L40 247H35L33 249ZM59 253H61V254L59 255ZM70 253L72 254V256L74 255V253L77 254L78 258L76 255H75L76 258L70 256ZM126 253L124 256H126ZM149 254H151V255L149 256ZM2 256L4 258H2ZM191 256H193V257H191ZM21 259L22 258L18 259V264H19V261ZM156 260H158V261H156Z\"/></svg>", "mask_w": 264, "mask_h": 264}, {"label": "bare ground", "instance_id": "6f19581e", "mask_svg": "<svg viewBox=\"0 0 264 264\" xmlns=\"http://www.w3.org/2000/svg\"><path fill=\"white\" fill-rule=\"evenodd\" d=\"M96 1V0H95ZM99 1V0H98ZM100 1H102L103 3H104V5H108L109 7H111V6H113V4H111L112 2L110 1V0H100ZM130 2H128V5H130V4H133V3H135L134 1H133V3H132V0H129ZM141 1V0H140ZM139 0L137 1V8H139V10H142L141 8H142V3L140 2ZM157 1V0H156ZM162 0H158L157 1V3L156 4H153V6H152V4H151V6L153 7V10H154V12H155V15H156V13L157 14H160V10H161V7H162V5H161V2ZM188 1H191V0H184L183 2H181V4H179V6H180V8H179V10H178V15H177V17H176V19L174 20L173 18H171L170 16H168L169 15V13L167 12V11H165V12H162L161 13V15L163 14L164 16H165V21H166V24H167V26H168V28L170 29V30H173V32H175V33H177V39L178 40H180L179 42H180V44H181V46L183 45L184 47H185V49L187 50V51H189L192 55H194V56H196L197 57V59H198V62L197 63H199V60L201 59V58H203V57H208V55L210 56V54L212 53L213 54V50H216V48H217V45H221V44H217V40H215V34L213 35V33H211L210 32V29H209V31L207 32V33H205L207 36H205L206 38H205V40L207 41V43H205L206 41L202 38V35H201V37H199L198 36V38H196V36H195V38L194 37H192L191 36V32H192V30H191V28L189 27V25H188V18H186L187 16H185L184 15V9H186V7L188 6ZM119 2H122V4H127V0H119ZM253 1H251V3H252ZM258 2H259V0H258ZM262 2H264V1H262ZM17 2H16V0H0V10H5L4 9V6L5 7H9V9H10V12L8 11V12H6V13H8V15H6L5 14V16H4V18H8V20L10 19V15H9V13L11 14V15H13V14H19L18 13V11L16 10V7H17V5H18V3L16 4ZM96 3V2H95ZM130 3V4H129ZM122 4H121V6H122ZM190 4V3H189ZM128 5L126 6V8H128ZM136 5V4H135ZM28 6V5H27ZM133 6V5H132ZM229 6V4H228V1H226L225 3H224V5H223V8H225V9H227V7ZM7 7V8H8ZM144 7V6H143ZM132 8V7H131ZM144 9V8H143ZM152 9V8H151ZM133 10V9H132ZM147 10V9H146ZM6 11V10H5ZM143 11V10H142ZM169 11V10H168ZM147 12V11H146ZM149 12V11H148ZM199 12H201V11H199ZM219 13V12H218ZM4 14V13H3ZM221 16H220V19H219V22H218V24H217V26L219 25L220 27H222L223 28V23H224V21H223V17L225 16V14L224 13H222V12H220L219 13ZM1 15H2V13H1ZM0 15V16H1ZM21 15V14H20ZM154 15V14H153ZM9 16V17H8ZM104 16H106L105 18L106 19H102V21H103V24L104 25H107V26H109L110 25V22H108L107 21V15H104ZM152 17V16H151ZM199 17H200V15L198 14L197 15V19H195V22L196 23H199L200 22V19H199ZM1 18V17H0ZM3 18V19H4ZM18 18H16L15 20H17ZM10 20H12V19H10ZM2 21H4V20H2ZM1 21V22H2ZM49 20L47 19V24L49 23L48 22ZM8 23V22H7ZM125 23V22H124ZM1 24H4V23H1ZM50 24V23H49ZM49 24H48V26H49ZM122 24V23H121ZM115 25V24H114ZM126 26L128 25V24H125ZM87 27H89V26H87ZM206 27H209L210 28V24L208 23V24H206ZM219 27V28H220ZM49 28V27H48ZM222 28H220L219 30V32H218V36H219V34L221 35H224V36H226V34H225V31H224V29H222ZM25 29V28H24ZM88 29V32H86V33H88V35H91L92 34V36H97V38H99L100 39V41L102 42V43H104V44H102L103 46H105V43H106V45L107 44H109V42H111V41H113V43H115L114 42V40H116V38L113 40V38L111 37V39L109 38V39H107L106 38V36L107 35H99V34H96L95 32H92V27L90 28H87ZM169 29H167V30H169ZM15 31H16V29H14ZM32 31H33V29H31ZM37 31V30H36ZM12 32V31H11ZM26 32H28V30L26 31ZM29 32H31V31H29ZM40 32V31H39ZM123 32L124 31H117V35H118V33H119V37H123L124 36V34H123ZM15 33V32H14ZM38 33V32H37ZM94 33V34H93ZM24 34L25 35H27V33H25L24 32ZM120 34L122 35V36H120ZM13 35V34H12ZM29 35V34H28ZM37 35V34H36ZM141 35H144V33L143 34H141ZM216 35H217V33H216ZM15 36V35H14ZM30 37H31V35H29ZM33 36H35V33L34 34H32V37ZM41 36V35H40ZM138 36V35H137ZM118 37V38H119ZM139 37V36H138ZM141 37H143V36H141ZM144 37H145V35H144ZM34 38V37H33ZM37 38V37H36ZM39 38V37H38ZM117 38V39H118ZM124 38H126V36H124L122 39H124ZM175 38V37H174ZM202 38V40H200ZM49 39H50V41L48 42L47 40H48V37L46 38V37H44V39H43V41H42V43H43V45L45 44V45H47V47H49V45H48V43H52L51 45H50V47H51V49H54V47H53V45H54V39H51L50 37H49ZM196 39H198V42H197V40ZM226 39V38H225ZM72 40V39H71ZM110 40V41H109ZM199 40H200V42H199ZM223 41H224V39H222ZM221 40V41H222ZM85 41V40H84ZM89 41V40H88ZM107 41H109V42H107ZM75 41H71V45L73 44V46H76V48L79 46H77V45H75V43H74ZM86 42V44L88 43L87 41H85ZM121 42V41H120ZM223 43V42H222ZM241 42H240V40L239 39H228V40H226L225 41V43L224 44H222V45H224V46H222V47H224V48H226V49H228L229 51H228V53H227V55H225L226 56V58L228 57V58H230V56L232 55V57L231 58H233V55H234V57H236V54L238 53V52H236V50H237V48L239 47V44H240ZM111 44V43H110ZM116 44V43H115ZM8 45V44H7ZM7 45L5 46V47H7ZM83 45H85V43L83 44ZM9 46V45H8ZM11 46V45H10ZM14 47V46H13ZM12 46H11V48H9L8 50H10V49H14ZM49 47V48H50ZM53 47V48H52ZM86 47L88 48V46L86 45ZM95 47H97V46H95ZM98 48V47H97ZM92 49H94V47L92 48ZM101 49H105V47H102ZM12 51V50H11ZM7 52V51H6ZM10 51H8V53H9ZM78 52H79V50H78ZM82 53H83V51H81ZM85 52V51H84ZM89 53H90V51H88ZM87 52V53H88ZM188 52V53H189ZM7 53V54H8ZM11 53V52H10ZM13 53V52H12ZM11 53V54H12ZM56 53V52H55ZM55 53L52 51V54H50L49 53V57H51L52 55H55ZM86 53V52H85ZM6 54V55H7ZM225 54H226V51H225ZM14 55V57H15V55H16V53L15 54H13ZM48 55V54H47ZM230 55V56H229ZM60 56V55H59ZM14 57H13V59H14ZM199 57V58H198ZM21 58V57H20ZM19 58V59H20ZM48 58V57H47ZM206 58H205V60L203 59H201L200 61H205L206 62V68H204V67H202V66H204V64H205V62H200L201 64H199V66L198 67H200V65H201V67L202 68H204V69H207V72H208V74H209V72H212L213 71V69H215L216 67L215 66H211L209 63H207V60H206ZM230 58V59H231ZM11 59V58H10ZM23 59V58H22ZM60 59V58H59ZM225 59V58H224ZM234 59V58H233ZM236 59H239V58H236ZM243 59H245V58H243ZM12 60V59H11ZM46 60H48V59H46ZM60 60H62V59H60ZM232 60V59H231ZM241 60V59H240ZM10 61V60H9ZM16 61V60H15ZM63 61V60H62ZM114 61V60H113ZM113 61H110L109 63H112L113 64ZM125 61H126V59H125ZM197 61V60H196ZM235 61V60H234ZM13 62V61H12ZM17 62V61H16ZM61 62V61H60ZM14 63V62H13ZM23 63H24V61H23ZM49 63H51V62H49ZM48 63V64H49ZM103 62H101V64H102ZM121 64H124L125 62L123 61V63H122V61L120 62ZM143 63V62H142ZM142 63L140 64V68H138V67H134L136 70H138V71H140V70H142V68H144V67H147V66H144V64H143V66H142ZM196 63V64H197ZM236 63V62H235ZM239 63V61L237 60V64ZM240 63H242V60H241V62ZM21 64H22V62H21ZM52 64V63H51ZM50 64V65H51ZM98 64V63H97ZM96 64V65H97ZM100 64V63H99ZM98 64V65H99ZM100 64V65H101ZM108 64V63H107ZM119 63H117V65H118ZM207 64L209 65V66H207ZM95 65V64H94ZM95 65V66H96ZM99 65V66H100ZM116 65V66H117ZM129 65V64H128ZM147 65V64H146ZM94 66V67H95ZM113 66L114 67H116L114 64H113ZM123 66V65H122ZM125 66H127L126 64H125ZM19 67V66H18ZM22 67H23V65H22ZM92 67V66H91ZM133 67V66H132ZM142 67V68H141ZM180 67H181V65H180ZM198 67H197V69H198ZM200 67V69H202ZM212 67H213V69H212ZM96 68H98L97 66H96ZM100 68V67H99ZM149 68H151V67H147V69L146 70H148V71H150L149 70ZM16 69V68H15ZM40 69V68H39ZM135 69H131V70H134V71H132V73H135ZM203 69V71H205ZM23 70V69H22ZM25 70H26V68H25ZM86 70V69H85ZM84 70V71H85ZM116 70V69H115ZM123 70V69H122ZM131 70H130V72H131ZM87 71V70H86ZM92 71V70H91ZM90 71V72H91ZM100 71V70H99ZM144 71V70H143ZM198 71V70H197ZM203 71H200V72H202V73H204ZM220 71V72H219ZM223 71V70H222ZM26 72V71H25ZM80 72V71H79ZM88 72H89V70H88ZM124 72V71H123ZM125 72H129V70L128 71H126L125 70ZM129 72V73H130ZM141 72V71H140ZM185 71L183 70V71H181V73H180V75L182 76V81H189L188 79H186V76H185V73H184ZM214 72H217V74L216 75H212V77H211V79H213L214 78V82L212 81H210L211 83H213V85H210L209 84V86H210V88H208L209 90H210V92H214V91H212V90H217V89H214L215 87H216V83L218 84V85H220V82L222 81H220V77H221V79H223L224 80V76L221 74L222 72H221V69H220V67H219V69H216L215 71H213L212 73H214ZM231 72L233 73V74H236V71H234L233 69L231 70ZM19 74L21 73V72H18ZM17 73V74H18ZM77 73V72H76ZM166 73V72H165ZM199 73V72H198ZM18 74V75H19ZM23 74V73H22ZM26 74V73H25ZM81 74V75H80ZM78 76L79 77H86L87 75H88V73H80ZM83 74V75H82ZM99 74V73H98ZM123 74V73H122ZM121 74V75H122ZM157 74V73H156ZM164 74V73H163ZM163 74H161V76L163 75ZM205 74H206V71H205ZM208 74H207V77H209L208 76ZM221 74V75H220ZM124 75V74H123ZM130 75V74H129ZM134 75V74H133ZM135 75H137V74H135ZM152 75V74H151ZM158 75V74H157ZM156 75V76H157ZM170 75V74H169ZM200 75V74H199ZM198 75V76H199ZM203 75V74H202ZM210 75V76H211ZM72 76V75H71ZM76 76H77V74H76ZM89 76H90V80H91V82H83V80H84V78H83V80H81L84 84L86 83H92L90 86H93L96 82H97V87L99 88L101 85H102V87H103V89L101 90V89H97V88H93V89H87V90H90V97H91V99H93V101L92 102H94L95 103V108L96 109H94V110H97V112L96 111H94L93 110V108L91 109V110H89V106L88 105H83V104H81L80 105V103H79V105H80V108L78 109H76V110H79L78 112L77 111H75V110H72L71 108L73 107H71V105L69 106L68 104H67V106H69V107H71L70 109V111L68 112V116L66 117L65 116V118L64 119H66V120H69V122L70 121H73V122H76V123H73V124H75V126H76V129H75V132H77V134H75V135H73V132H71V130H69V132L67 133V134H69L70 132V134H72V137L70 136V138H73V139H71V140H69L68 139V141H66L65 142V139H63V138H65L66 136L64 135V133L66 134V132H65V128L67 129V127H65L64 126V124H63V120L61 119H59V121H58V119L57 118H55L56 119V126L58 127L57 129H56V126L54 125L53 127H52V129H48L47 128V126H50V123L48 122V121H51V117H49V116H45L46 118H43V116H41V115H44L43 114V112L40 114L39 113V109L40 108H42L41 106H43V105H40V108L38 107V104H35L36 102H34V104L35 105H37L36 107L37 108H35V106L33 107L32 105H30L29 104V101H28V103L27 104H25L26 102L25 101H23V102H25V103H23L22 102V104L24 105H21V108H23V109H20V108H18L17 110L19 111H17V113H19V115L18 116H15V114L13 115V117L11 116H9V114L7 113V110L8 109H10V108H8V104H6L5 102L7 101V100H5L4 99V96L6 95V94H8V93H6L5 94V92L4 93H0L1 94V96H0V100H2V101H0V120L2 119H5V120H7L8 122L7 123H10V121L14 118V116H15V118L14 119H17V121H16V123H18L17 125H19V123H20V125H21V122H22V120L24 119V118H26V120H28L27 122H28V125H26L25 124V126H29V124H31L30 126L32 127V129H30V130H27V133H26V136H28V137H26L25 138V140H30V144H26V147H25V149L22 147V150L23 151H25L26 153H28V157L30 158V156H31V159H32V157H33V160L34 159H38V158H40L39 160H41V157H40V154H39V152H41L42 154H44V161L46 162L47 161V158H48V160L51 158L53 161H55L53 158H54V156L53 155H56V157H57V154H59V151H61V152H63V151H66V150H70L72 147H74V148H72L70 151H72L71 152V154H72V156H70V157H73L74 159L76 158V157H74V156H77V154H76V152L78 151V153L80 154V153H82V152H84V151H79L78 149H80V147H78V145H74V144H72L71 145V143L69 142V141H71V142H75V141H80V139H82V141H80L81 143H83L82 145H86V143H84V141H85V139H83L82 138V136H80V135H86V136H83V137H86V139L87 138H89L90 137V135H92V134H95V135H93V137L95 136L96 137V139H97V142H98V139L101 137L100 135H103V130H104V128H106V127H104L103 128V124H99L97 121H96V117H98L99 118V116H94V114L93 113H98V115H101L100 116V118H102L105 114H103V111L107 108H105V104H104V102L105 103H107V105L111 108L110 109V111L112 110V112H113V110L114 109H116V108H118V107H122V106H124V108H126L125 107V105L127 106V107H129V109L128 108H126L127 109V111L128 110H130V114L127 112V114L126 113H124V114H126L125 116H124V114H123V120H121V118H119V120H118V118L117 117H119L120 115L118 114V115H116L115 117L117 118H115V117H113V119H114V122L113 121H111L112 119H108V120H104L105 121V123H106V121H108V123H106L107 125L106 126H108V128H110V126L112 125V127H115L116 129H117V127L119 128L118 129V131H120L121 133H122V131H125L127 134H128V136H126L125 135V133L123 132V134L125 135V137H124V139L125 138H127V140H129V146H130V143H131V145H132V142H133V140H131L132 138L131 137H133L134 138V136H135V138L134 139H136V135H133V136H131L130 137V135L131 134H133V133H131V132H133V131H131V127L132 128H134V131H135V128H137V126L140 128H142L143 126L145 127V125H146V130H150V131H152L154 128H153V126H152V123H153V125H155V123L153 122V121H155L154 119V117H156V113L158 114V111L161 109V108H165V107H163L162 105H160V107H156L155 105L156 104H160V102L162 103V101L161 100H163L162 98H161V96H160V98L159 97H156L155 99H154V97L155 96H153L152 94L154 93L152 90L154 89L153 87V89H151V88H149V89H151V90H149V89H147V91L146 90H144V92H143V90H142V95H143V93H145L143 96H145L146 98L142 101V100H140V99H142L143 98V96H140V97H142V98H140V99H132L129 95H125V93H120L119 95L120 96H122V97H120L119 95H116V96H118L116 99L114 98V101H118L115 105H116V107H115V105L113 106L112 104L114 103L113 101H112V97L111 96H108V97H104L105 99H103L102 100V95H103V93L104 92H106V90H113L115 87L114 86H112L113 87V89H107V88H105V86L107 85V83H108V81L109 80H107V82H106V85H105V80L103 79V78H99V81H97L98 80V78L96 79L95 78V76L93 75V73H91V74H89ZM88 76V77H89ZM115 76V75H114ZM120 76V75H119ZM156 76H154V77H156ZM161 76H160V74H159V76H158V78H159V80L161 79ZM165 76H167L166 74L165 75H163L162 77H165ZM180 76V77H181ZM19 78H21L22 77V75H19L18 76ZM24 77V76H23ZM96 77H98V76H96ZM128 77V76H127ZM145 77H147V76H145ZM200 78H201V75L199 76ZM15 78V77H14ZM82 78H80V79H82ZM115 78H116V76H115ZM125 78V77H124ZM157 78V79H158ZM200 78H199V81H200ZM206 78V77H205ZM205 78H204V76H203V80H205ZM215 78H216V80H215ZM73 79V78H72ZM75 79H78V77H76V78H74V80ZM102 79V80H101ZM110 79V78H109ZM122 79V78H121ZM141 79V78H140ZM151 79H153V78H151ZM206 79H210V78H206ZM71 79H69V80H65L66 82H65V88H62V89H65L66 90V92H69L71 89H70V86L69 85H71V81H70ZM86 80V79H85ZM87 80H89V78L87 79ZM86 80V81H87ZM89 80V81H90ZM110 80H112V77H111V79ZM118 80V79H117ZM155 80V79H154ZM153 80V81H154ZM202 79H201V82L203 81ZM219 80V81H218ZM76 81V80H75ZM104 81V83L102 84V82ZM120 81V80H119ZM177 81H179V80H177ZM16 82H19V81H16ZM74 82V81H73ZM98 82H100V83H98ZM110 82V81H109ZM121 82V81H120ZM137 82H138V80H137ZM161 82V81H160ZM159 82V83H160ZM205 82V83H204ZM203 83L204 84H202L203 85V88L202 89H204V91H203V95L201 94V96H202V101H203V103H204V100L206 101V99H208L207 97H205V95L206 96H209L208 94L210 93H208V94H206L207 93V89L205 88L206 86H205V84H206V81H204ZM225 82V81H224ZM151 83V82H150ZM149 83V84H150ZM154 83V82H153ZM243 83V82H242ZM259 83H261L260 81H259ZM85 84V88L88 86V85H86ZM99 84V85H98ZM143 84V83H142ZM158 84V83H157ZM201 84V83H200ZM226 84V83H225ZM105 85V86H104ZM110 85V84H109ZM108 85V86H109ZM112 85V84H111ZM139 85H141V83L139 84ZM151 85V84H150ZM215 85V87L214 88H211V86L213 87ZM227 85V84H226ZM242 85V84H241ZM19 86V85H18ZM89 86V87H90ZM149 86V85H148ZM148 86H147V88H148ZM205 86V87H204ZM207 86H208V83H207ZM222 87H224V83H223V85H221ZM221 86H220V88H221ZM21 86H19V88H20ZM69 87V88H68ZM72 87V86H71ZM75 87V86H74ZM74 87H72V89H74ZM94 87V86H93ZM124 87V86H123ZM143 87H144V84H143ZM149 87H151V86H149ZM157 87V89H154V90H158L161 86L160 85H157L156 86ZM159 87V88H158ZM240 86H238V87H236V88H239ZM242 87H243V85H242ZM14 88V87H13ZM12 88V89H13ZM88 88V87H87ZM111 88V87H110ZM120 87H118V89H119ZM142 88V87H141ZM146 88V87H145ZM145 88H143V89H145ZM199 88H200V86H199ZM241 88V87H240ZM239 88V89H240ZM57 88H54V91L56 90ZM59 89V88H58ZM69 89V90H68ZM24 90V89H23ZM85 90V89H84ZM120 90V89H119ZM149 90V91H148ZM160 90V89H159ZM193 90V89H192ZM218 90H220V89H218ZM217 90V91H218ZM242 90V89H241ZM4 91V90H3ZM53 91V90H52ZM54 91H53V93H54ZM100 91H102L101 93H99ZM116 91V90H115ZM162 91V90H161ZM161 91H159V92H161ZM164 91V90H163ZM13 92H15V90L13 91ZM49 92V91H48ZM93 92V93H92ZM158 92V93H159ZM193 92V91H192ZM200 92V91H199ZM64 93H65V91H64ZM92 93V94H91ZM134 93V92H133ZM155 93H156V91H155ZM177 93V92H176ZM189 93V92H188ZM188 93H185L184 95L185 96H187L188 95ZM12 94H15V93H12L11 92V95ZM102 94V95H101ZM122 94V95H121ZM127 94V93H126ZM128 94H130V93H128ZM64 95V94H63ZM92 95V96H91ZM3 96V97H2ZM8 96V95H7ZM7 96H5L6 98H7ZM10 96V95H9ZM8 96V97H9ZM41 96V95H40ZM50 96H51V94L49 95H47V92H46V95L43 97L47 102H48V106L47 107H49L50 106V103H49V99H50ZM104 96V95H103ZM128 96V97H127ZM136 96V95H135ZM169 96V95H168ZM167 96V93H166V95H165V93H164V99L165 98H167L168 97ZM179 96V95H178ZM184 96V97H185ZM191 96V95H190ZM218 97L219 96V94L217 95V94H215L214 93V97ZM49 97V98H48ZM52 97H53V95H52ZM52 97H51V99H52ZM63 97V96H62ZM64 97H66V96H64ZM86 97L88 98V96H87V93H86ZM120 97V98H119ZM127 97V98H126ZM133 98H135L134 96H132ZM215 97V98H216ZM219 97H222V95L221 96H219ZM218 97V98H219ZM10 98V97H9ZM9 98H7V99H9ZM111 98V99H110ZM121 98H123L122 100H121ZM131 98V99H130ZM170 99H171V96L169 97ZM205 98V99H204ZM48 99V100H47ZM180 99V98H179ZM183 99V98H182ZM78 100V99H77ZM187 100V98L185 97V99L184 100H182V102L184 103V101H186ZM219 99H217V101H218ZM134 101H135V103L136 102H142V104L141 103H136L137 105H139V106H137V105H135V103H134ZM166 101H169L168 99H166L165 101H163L164 103H166ZM173 101H175V99L173 100ZM221 101V100H220ZM33 101H31V103H32ZM51 102V101H50ZM91 102V103H92ZM123 102V103H122ZM157 102V103H156ZM171 102V101H170ZM169 102V103H170ZM219 102V101H218ZM224 102V101H223ZM21 103V102H20ZM73 103H75V102H73ZM112 103V104H111ZM129 103V104H128ZM205 103H207V102H205ZM221 103V102H220ZM52 104V103H51ZM59 105L58 106H63V105H61V103H58ZM76 104V103H75ZM102 104V105H101ZM104 104V105H103ZM117 104L119 105V106H117ZM123 104V105H122ZM168 103H166L165 105H167ZM225 104V103H224ZM31 106V107H33V108H31L30 110H29V108L30 107H28V106ZM112 105V106H111ZM129 105V106H128ZM131 105H133V106H137L136 108H134L133 106H131ZM23 106V107H22ZM27 106V107H26ZM65 107H66V105H64ZM75 106H77L78 107V105H75ZM82 106V107H81ZM102 108H101V107ZM162 106V107H161ZM204 106H205V104H204ZM10 107V106H9ZM57 107V106H56ZM115 107V108H114ZM167 107V106H166ZM169 107V106H168ZM75 108V107H74ZM73 108V109H74ZM104 108V109H103ZM123 108V112H125V109ZM131 108V109H130ZM138 108V109H137ZM148 108L149 109H151V110H149V111H152V113L155 111V113L154 114H149V113H147L148 112ZM170 108V107H169ZM166 109V108H165ZM32 110V111H31ZM38 110V112H36ZM41 110H43V109H41ZM56 110H57V108H56ZM93 110V111H92ZM107 110V109H106ZM105 110V111H106ZM117 110V109H116ZM163 110V109H162ZM11 111V110H10ZM16 111V110H15ZM45 112H46V109L44 110ZM75 111V112H74ZM104 111V112H105ZM161 111V110H160ZM44 112V113H45ZM8 114V116H7V114ZM14 113V112H13ZM72 113H74L73 115H72ZM75 113H77V114H75ZM106 113H107V111H106ZM177 113V112H176ZM37 114V116H35V118H33L32 116L33 115H36ZM81 114V115H80ZM121 114V113H120ZM172 114V113H171ZM180 114V113H179ZM181 114L183 115V113L181 112ZM204 114V113H203ZM203 114H202V116H203ZM79 115V116H78ZM92 115V116H91ZM103 115V116H102ZM122 115V114H121ZM154 115V117H151V116H153ZM178 115V114H177ZM91 116V117H90ZM179 117L181 116V115H178ZM10 117V118H9ZM17 117V118H16ZM28 117H32V119H29ZM41 117V118H40ZM48 117H49V119H48ZM94 117H95V121H96V123L97 124H99L98 126H100V125H102V126H100V127H98L97 125V127L95 128V124L96 123H94V125H92L93 124V122H94ZM149 117V118H148ZM204 117H206L205 115L202 117L203 119H205ZM9 118V119H8ZM43 118V119H42ZM60 118V117H59ZM92 118V119H91ZM129 120H128V119ZM125 119V120H124ZM168 119V118H167ZM29 120H32V121H29ZM48 120V121H47ZM77 120V121H76ZM92 120H93V122H92ZM117 120V121H116ZM128 120V121H127ZM186 120H187V117H183V116H181L180 118H178L177 117V120H175L174 119V125L173 126H176V127H169L168 126V130H169V132L168 133H166V131H167V127L165 126L164 127V125H157V126H159V127H157L156 125V127L158 128H155V130H157V132H156V135H155V131H154V133H151L152 135L154 134L155 136V138L154 139H152L153 138V136H152V138H149L148 139V136H146L145 134H143V133H141L142 135H141V137H139V135H138V137L141 139V138H143L144 137V135L146 136L145 138V140H147L146 142H145V144H147V145H149V144H151V145H149V146H147V147H145V149H146V152H147V156H149L150 158H152L153 159V161H159V160H161L162 158H165V157H170L171 156V158H172V151H170L171 149H170V147L171 146H166V143H167V141H169V140H172V142H175L176 143V146H175V148H178V151H180L179 152V154H183L184 153V159H186V160H182L181 161V165H182V169H181V171H179V172H175L174 170H172V168H170L168 165H165V164H160L158 167H159V169L161 170V171H159L158 172V176H160V179L158 180V181H155V180H147V181H145V179H147V178H145L144 179V181L143 180H141V179H139V177L141 176V174H139V173H141L143 170H142V168H146V164L148 163V165H153V164H151V163H149V162H146V160H148L147 158H149V157H146V155H142V154H140V155H137V156H135L133 153H131V155H128V156H124V155H121V154H124V153H118V151L116 152V150L114 149V148H112V146H116V145H118L119 146V144H122L123 145V143H121V142H124V145H128V143H127V140L125 139L124 141H121V140H123L122 138H121V136H124L123 134L122 135H117L118 137H120L119 138V141H118V139H117V136H116V133H114L115 131H111L110 130V132L108 133L107 132V134L109 135V136H107V139H106V143L105 144H107V145H105V147H104V149H105V152H107L106 150H109V153H107V155L106 154H103V155H106L105 156V158L106 157H108V158H106V161H104L103 162V164L102 165H100V168L98 169H95V167H93V169H91V171H95L94 172V177H93V179H92V181L93 182H91V183H89L88 182V185H89V187H88V185H87V183H85L84 184V179H83V185H82V182H78V183H81V184H78L77 183V180L80 178L79 176H80V174H79V172H78V169L77 170H74V168L75 167H77V165L74 167V166H72L71 165V167L69 166L68 167V165H67V168H66V173L64 172V174L61 172V170L59 169V168H57V167H55L54 166V164H53V166L55 167V168H57V172H58V169H59V171H60V173L58 172V174H59V180L61 181H57L56 182V180L53 178V182L55 181V184H52L53 182H51L52 181V175H53V177H54V172L52 173L51 171H49L48 172V170L47 169H49L48 168V166H50L51 168L53 167V166H51L50 164H52L53 162L52 161H50V162H48V164H46L43 160L40 162V164L37 162V164H35V163H33V165L31 164H29V163H27L28 165H30V166H25V163H22L23 164V166H24V169H28V170H26V173H27V171L29 172V174H34V173H32L33 171H34V168L37 166V168L38 169H40V165L42 164L43 165V167H44V170H46V173L48 172L49 174L47 175H43L42 174V171L40 172V173H36L35 171H36V169H35V173H36V176H38V175H42V176H44L42 179H44L45 181H44V183H43V180H41L40 178L42 177V176H39L38 178L41 180V183H43L41 186H40V184L41 183H39V181H38V178L37 177H35V178H37V180L34 178V181H30L31 183H34V184H31L32 186V189L33 190H27L26 188L27 187H23V189L25 190L26 189V194H24V195H26V196H30L31 197V203H32V205H33V207L35 206V207H37L39 210H40V212L42 213V214H45V215H40V216H43V217H37L38 216V214H37V216L35 215H33V214H30V218H32V219H34V220H36V221H39L40 223L43 221H41V219L40 218H42V219H44V218H46L47 219V221H48V219L50 218V217H54V216H56V214H59V213H57L56 211L58 210V209H62L61 211L62 212H64V214H67L68 216L69 215H71V214H74V213H77V212H79L80 213V211H85V212H88L89 211V217H91V219L89 218V220H91V225L92 226H94L96 229H98L99 230V235H100V233H102V235H101V237L102 236H104L103 238H105L106 236V238L108 239L110 236V238L109 239H111L112 237H115V236H117V233H118V236H119V234L121 233V235H123V234H125L126 236H127V238L130 240L129 242H131V243H128V241H127V243L126 244H128V247H130V246H132L133 248H135V250L136 251H133V252H131L130 253V251H129V253H128V250H127V253H126V251H123V250H116L115 251V255L116 256H118L119 254H120V256H118V257H123V258H129L130 257V255H128V254H132L133 253V255H134V257H136V259H135V261L137 260V263L138 262H140V264H151V263H148L147 262V260H146V254L143 252V251H145L146 250V252L148 251L147 249H151V251L152 250H155L154 248H155V245L157 244V243H160L162 240H164V241H166V240H168V239H170V238H168V237H171L172 235H171V233L167 230H162L161 228L160 229H158V230H156V232L152 229V228H149V225L147 224V223H149V220H151V219H153V218H156V216L154 217V215H155V212L151 209V207H152V203H153V205H155L156 203H155V201L157 200V199H159V198H156L155 199V197H157L156 196V194H154V192L156 193L157 191H155L156 189H160L159 188V186H160V184H164V182H166V183H168V181H169V183H168V186H172L173 188L172 189H177V187H178V189H179V192H181V190L183 189V187L185 186V185H187V184H185L187 181H190V180H188L187 179V181H186V177H187V175L188 174H190V176L192 175H194L196 172H195V170L197 171V170H199L200 168L197 166L200 162H202L203 164L205 163V159L204 158H207V155H209V153H208V150H207V153L205 152V146H208V142H209V146L213 143H211L210 144V141L209 140H207V141H204V140H202L201 139V137L202 136H206L207 135V131L205 130V128H204V126H202V124L196 129L197 130V134H192L191 133V131L189 130V131H187V129H185L182 125L183 124H186ZM239 120V119H238ZM62 121V122H61ZM119 121H121V122H119ZM124 121H126V123L124 122ZM12 122V121H11ZM61 123V125H63V127H61V125H59V123ZM91 122H92V124H91ZM103 122V121H102ZM111 122H112V124H111ZM116 122V123H115ZM47 123H49L48 125H47ZM58 123V124H57ZM119 123H121V125L119 124ZM6 124V123H5ZM71 124V123H70ZM116 124V125H115ZM118 124V125H117ZM188 124H190V123H188ZM7 125H9V124H7ZM10 125H13V124H11L10 123ZM86 125H87V127H86ZM110 125V126H109ZM119 125L120 126H122V128L121 127H119ZM1 126V125H0ZM14 126V125H13ZM24 125H22V126H19V129L21 130L22 128H23V130H24V127H25ZM29 126V127H30ZM149 126V127H148ZM154 126V127H155ZM163 126V127H162ZM10 127V126H9ZM12 127V126H11ZM18 127V126H17ZM13 128V129H15V130H10V129H7L5 132H4V135H1L2 133L1 132H3V131H0V136H2L5 140H6V143L4 144V143H2L3 141H1V143L3 144V148L5 147L6 148V146L8 147V145L9 144H7V142L8 143H10L11 141H13L14 142V140H15V136H13V133H14V131H17L18 130V128ZM29 127H28V129H29ZM30 127V128H31ZM151 127L153 128L152 130H151ZM26 128V127H25ZM64 128V129H63ZM94 129V131H93V129ZM103 128V129H102ZM138 128V129H139ZM149 128V129H148ZM166 128V129H165ZM245 129H246V131L248 130V136H250V139H253V136H251V135H253V131L250 129V128H247V127H244ZM34 129V130H33ZM48 129V130H47ZM77 129H78V131H77ZM83 129H87V133L86 132H82L83 131ZM93 131H91V130ZM96 129V130H95ZM102 129V130H101ZM123 129V130H122ZM125 129H127L128 131H126ZM4 130V129H3ZM60 130H62V131H60ZM109 130V129H108ZM129 130H130V132H129ZM158 130H160V131H158ZM164 130H165V132H164ZM30 131V132H29ZM18 132H20V131H18ZM112 132L114 133V134H112ZM117 132V131H116ZM120 132H117V133H120ZM142 132H144V130L142 131ZM29 133H30V135H29ZM129 133H130V135H129ZM139 133V132H138ZM166 133V134H165ZM250 133V134H249ZM258 133V132H257ZM18 135H19V133H17ZM62 134H63V136H62ZM148 134H150V133H148ZM254 134L256 135V132H255V130H254ZM21 135H22V133H21ZM47 135L49 136L48 138H47ZM46 136V139L44 138ZM112 136H116V137H112ZM143 136V137H142ZM105 137V136H104ZM111 137L112 138H114V139H111ZM138 137H137V139H138ZM169 137H171V138H169ZM252 137V138H251ZM257 137H258V135H257ZM257 137H254L255 139V141H256V139H257ZM17 138V137H16ZM68 138V137H67ZM106 138V137H105ZM131 138V139H130ZM169 138V139H168ZM249 138V137H248ZM91 139H92V137H91ZM101 139V138H100ZM115 139H117V140H115ZM121 139V140H120ZM139 139V140H140ZM244 139V138H243ZM259 139H260V137H259ZM11 140V141H10ZM21 140V139H20ZM24 140V139H23ZM23 141V142H26V141ZM75 140V141H74ZM84 140V141H83ZM102 140V139H101ZM114 140V141H113ZM143 140V139H142ZM176 140V141H175ZM22 141V140H21ZM33 141H35V142H33ZM42 141V142H41ZM93 141V140H92ZM109 141V142H108ZM121 141V142H120ZM125 141H126V143L127 144H125ZM132 141V142H131ZM165 141V142H164ZM248 141H250V140H248ZM44 142V143H43ZM62 142V143H61ZM87 142V144H88V141H86ZM90 142V141H89ZM114 142H115V144H114ZM118 144H117V143ZM0 143V144H1ZM39 143V146L41 147V148H39V146L37 145ZM58 143H60L62 146V148H66V146H64V145H67V147L69 148V147H71V148H69V149H65V150H63L62 151V149L60 148V147H58L57 146V144ZM65 143H67V144H65ZM69 143V144H68ZM77 143V142H76ZM98 143H100V142H98ZM175 143H173V144H175ZM11 144H12V142H11ZM15 144V143H14ZM45 144V145H44ZM55 144V145H54ZM59 144V145H60ZM93 144V143H92ZM89 144V146L92 148H90L88 145V153L90 154V155H92V156H94V155H98V150L97 149H93V146L95 145V144ZM162 144H165V145H163V147H164V149L162 150V148L163 147H161L162 146ZM177 144H179V145H177ZM214 144V143H213ZM6 145V146H5ZM15 145H17V144H15ZM20 145V144H19ZM44 145V146H43ZM46 145H48V146H46ZM50 145V146H49ZM69 145V146H68ZM168 145H169V143H168ZM10 146V145H9ZM11 146H13V145H11ZM10 146V147H11ZM30 146V147H29ZM38 146V147H37ZM52 146H53V148H52ZM54 146H57V148L56 147H54ZM2 147H0V151H1V153H0V157L2 158V157H4V155L6 156V154H8V153H6V152H2V150H3V148ZM34 147V148H33ZM95 148H96V146H94ZM166 147V148H165ZM226 147V146H225ZM11 148H14V147H11ZM16 148V147H15ZM19 148H20V153H21V155L23 154V156H24V154H26L25 152H22V150H21V146H18L17 147V151L19 150ZM29 148V149H28ZM36 148L38 149V150H36ZM50 148V149H49ZM54 148H56V149H54ZM172 148H174V145L172 146ZM222 148H224V147H222ZM222 148L220 147V150H222ZM28 149V150H27ZM36 151H35V150ZM51 150V151H49V150ZM53 149L55 150V151H53ZM101 149V148H100ZM99 149V150H100ZM186 149V150H185ZM219 149V148H218ZM31 150V151H30ZM32 150H33V152H32ZM85 150V151H86ZM90 150V151H89ZM177 150V149H176ZM14 151H16V150H14ZM14 151H12V154L13 155H15V156H13V155H10V158L9 157H7L9 160L11 159H13L12 161H14L13 162V164H17V168L15 167V166H13L12 165V169H11V171H8L7 172V170H6V173H2V174H0L1 176H7L8 177V179L7 178H3V177H0V184H2V182H3V185L5 184V185H7L6 184V180H4V179H7V181L9 180H13V181H16L15 179H14V177L13 176H11V175H13V174H16V169H20V171H19V173L20 174H18L19 176H21V174H22V172H24V169H23V167H22V164H20V163H16V161H18V160H16L15 159V157H19V156H21V155H19L20 153L18 152V153H13ZM128 151H131V150H128ZM127 151V152H128ZM218 151V150H217ZM52 152V153H51ZM60 152V153H61ZM132 152V151H131ZM182 152V153H181ZM220 152H223V151H220ZM219 152V153H220ZM31 155H30V154ZM57 153V154H56ZM76 154V155H74V154ZM86 153V152H85ZM87 153V154H88ZM129 153V152H128ZM50 154H53V155H50ZM70 154V153H69ZM88 154V155H89ZM94 154V155H93ZM120 154V155H119ZM217 154H218V152H217ZM221 154V153H220ZM219 154V155H220ZM2 155V156H1ZM175 155V154H174ZM205 155H206V157H205ZM66 156H69L68 155V153H67V155ZM124 156V157H123ZM218 156V155H217ZM14 157V158H13ZM25 158H26V156H24ZM24 157H20V158H17V159H19V161L21 162V160L23 161V158ZM78 157V156H77ZM119 157V158H118ZM122 157V158H121ZM213 157V156H212ZM215 157V156H214ZM219 158H217V159H221V156H218ZM0 158V159H1ZM24 158V159H25ZM61 158V160H62V158L64 159V156H62V157H60ZM89 158V157H88ZM128 160H131V162L130 161H128V162H130V164L128 163V162H126V160L127 159ZM175 158V157H174ZM30 159V160H31ZM50 159V160H51ZM57 159H59V158H57ZM112 161H110V160ZM216 159V158H215ZM4 160H6V159H1L0 160V163L2 164L3 162H4ZM10 160V162H12ZM61 160H57L58 161V163L57 164H60L59 163V161L62 163V161ZM70 161H71V163L72 162H74L73 161V159L71 160V159H69ZM79 157L78 158H76L75 159V162L74 163H78L79 162ZM84 160L86 161V159L85 158H83V161L82 162H84ZM115 160V161H114ZM206 160H208V159H206ZM210 160V159H209ZM212 160H214V158L212 159ZM208 161V162H213V161ZM223 160V159H222ZM228 160V159H227ZM2 161V162H1ZM7 161V160H6ZM110 161V162H109ZM113 161H114V163H116V164H112L113 163ZM186 161H187V163H186ZM217 161H219V160H217ZM230 161V160H229ZM227 162V164L228 163H230V162ZM27 162V161H26ZM30 162V161H29ZM66 162V161H65ZM220 162V161H219ZM221 162H223V163H225L226 161L225 160H223V161H221ZM47 165V167H46V165ZM55 163V162H54ZM80 163V162H79ZM118 163V164H117ZM207 163V162H206ZM214 163V162H213ZM217 163V162H216ZM233 163V162H232ZM231 163V164H232ZM6 165L8 164V163H5ZM65 164V163H64ZM80 164H82V163H80ZM109 164V165H108ZM118 165V166H116V168H119L120 169V171H118V172H122L121 174H123V175H119L118 173H114L113 172V170H111L112 168H110V165ZM186 164V165H185ZM226 164V163H225ZM226 164V165H227ZM36 165V166H35ZM104 165V166H103ZM107 165V166H106ZM128 165H133V166H131L130 168H129V166ZM147 165V166H148ZM163 165V166H162ZM207 165V164H206ZM229 165V164H228ZM234 165V164H233ZM8 166V165H7ZM11 166V164H9V167ZM33 168H32V167ZM62 166V165H61ZM79 166V165H78ZM81 166V165H80ZM91 166V165H90ZM94 166V165H93ZM140 166V167H139ZM162 166V167H161ZM221 166V165H220ZM232 165H230V167H231ZM236 166V165H235ZM235 166H234V168H235ZM2 167L3 166H1L0 165V168L2 169ZM27 167H29V168H27ZM42 167V166H41ZM108 167V168H107ZM213 167V168H212ZM212 167L210 166H208V168H207V170H206V172L204 173V171H203V174H201V173H199V174H201V175H206L205 177H203V178H201V175H197V176H200V178L201 179H203V182L202 183H200L199 182V185L200 184H202V185H200V186H203L204 188H205V186H206V184H207V182H208V179H210L209 177H210V174H209V170H210V168L213 170V175H217L218 174V171H221L220 170V168L219 167H216L215 166V164H213L212 165ZM222 167V166H221ZM224 167V166H223ZM4 168L5 169H7V167L6 166H4ZM14 168V169H13ZM30 168L32 169L31 171H29L30 170ZM45 168H47V169H45ZM61 168V167H60ZM65 168V167H64ZM72 168V169H71ZM78 168V167H77ZM82 168H84L83 167V165H82ZM85 168H89V167H85ZM150 168V167H149ZM219 169V170H216V169ZM232 168H233V166H232ZM0 169V170H1ZM22 169V170H21ZM80 169V168H79ZM100 169H104V170H102V171H100ZM118 169V170H119ZM148 169V168H147ZM209 169V170H208ZM8 170H10V169H8ZM12 170H13V173L12 174H10L11 172H12ZM43 170V169H42ZM53 170V169H52ZM74 170V171H73ZM223 170H224V168H223ZM226 170V169H225ZM233 170V169H232ZM235 170V169H234ZM3 171V170H2ZM54 171V170H53ZM55 171H56V169H55ZM110 171H111V173H110ZM140 171V172H139ZM186 171H187V175H186ZM200 171V170H199ZM198 171V172H199ZM202 171V170H201ZM238 172H239V174L241 173V174H243L242 172H240L239 170H237ZM4 172H5V170H4ZM15 172V173H14ZM18 172V171H17ZM81 172V171H80ZM112 172H113V174H112ZM155 172V171H154ZM195 172V173H194ZM222 172H225V171H222ZM100 175V173H102L103 175H104V177H106L107 175H109V177H111V178H113L114 180H117V182L118 183H121V181H123V180H121V179H123L122 177L124 176V175H127L126 176V180L124 179V181H127V183H128V180L129 181H132L134 178V180H133V183L132 184H134V188H133V185L132 186H130L129 185V183H128V185L130 186V188H129V186H128V188H129V191H126L127 190V188H125L126 187V185L125 186H123V185H119V184H117V185H119V186H117L118 187V191L121 189H123L120 193H122V194H124V193H126L127 195H131L129 192L130 191H132L131 193H132V195L134 194V193H137L138 192V194H137V197H136V194H135V198H134V200H133V198L132 197H130V198H132V201H131V204L133 205V206H135L136 208V210H138V211H135L136 213L135 214H133L131 211H129V209L127 210L126 208V210L125 211H128L129 213H131L130 215L128 214V215H126L127 216V219L129 218V217H131V218H136L135 220H138V218H139V220L140 219H142V221H136L135 222V225L136 226H138L137 224H139V226L141 227V229L140 230H138L139 228L138 227H136V226H134V228H136V229H130L129 228V225L127 224V222H125L124 223V221L123 220H121L120 221V219H121V217H120V219H119V217H118V215L119 216H122V214L120 215V214H118L117 212L119 211V210H121V209H118V211L116 212V210L114 211V215H113V218H112V222H114L113 221V219H114V217H116V218H118V220L117 221H120V224H123L122 226H123V229L121 230V231H116L115 229H110V231L109 230H106V225L104 224V222L102 223L101 221H102V219H101V217H102V215H101V217H99L100 215H97L96 214V212L98 213V211L100 210V208H101V206H103L104 204H102L100 201V198L102 197V198H105V195H104V193L102 194V192H105L106 191V193L108 194V193H111L113 190H114V187H113V189L111 188V186H109L108 188H107V185H106V183L108 182V181H105L106 180V178H105V180L103 181V182H105V183H103L102 182V180L104 179H98V174ZM233 173H235L236 174V170L233 172ZM230 174V173H226L225 175H229L230 174V176H229V178L231 177V178H233L234 180H235V178H234V176L232 177V175H234V174ZM28 174V173H27ZM45 174V173H44ZM52 174V175H51ZM57 174V173H56ZM68 174L70 175L69 176V181H68ZM107 174V175H106ZM128 174H129V176H130V178L132 179H129L128 177ZM197 174V173H196ZM196 174H195V177H196ZM49 175H51V176H49ZM67 175V176H66ZM114 175H117L116 177H112V176H114ZM134 175H136L135 177H134ZM152 175H154V173H152ZM224 175V174H223ZM247 175V173L245 174V176ZM4 176V177H5ZM13 177L12 179H10L11 177ZM16 176V175H15ZM19 176L17 177H15L16 179H17V181L19 182H21V184H23V185H25L26 186V184H28V185H30V183H29V179L25 176V178H24V176H23V178L25 179H23L22 180V177H20V180H18L19 179ZM28 177H29V175H27ZM35 176V175H34ZM65 176H66V179L64 180V178H65ZM132 176V177H131ZM244 176V175H243ZM47 177V178H46ZM51 177V178H50ZM86 177H88V176H86ZM90 177H92V176H90ZM89 177V178H90ZM108 177V176H107ZM109 177H108V179H109ZM118 177V179H116ZM121 177V178H120ZM136 177H137V180H136ZM157 177V176H156ZM189 177V176H188ZM215 177V176H214ZM218 177H220V178H222V176L221 175H218ZM217 177V178H218ZM226 177H228V176H226ZM2 178V179H1ZM27 178V179H26ZM32 178V177H31ZM55 178H57V177H55ZM154 178V177H153ZM192 178V177H191ZM237 178H241V177H237ZM48 179H50V180H48ZM91 179V178H90ZM90 179H88V180H90ZM157 179V178H156ZM225 179V178H224ZM232 179V180H233ZM244 179V178H243ZM3 180V181H2ZM27 180V181H26ZM35 180L36 181H38V182H35ZM86 180H87V178H86ZM86 180H85V182H86ZM87 180V181H88ZM110 181H111V179H109ZM139 180V181H138ZM197 180V179H196ZM196 180H193V181H195V184L196 183H198V182H196ZM230 180V179H229ZM245 180V179H244ZM243 180V181H244ZM5 181V182H4ZM24 181V182H23ZM26 181V182H25ZM50 181V182H49ZM142 181V182H141ZM186 181V182H185ZM236 181H237V179H236ZM240 181V180H239ZM241 181H242V178H241ZM19 182V183H20ZM68 182V183H67ZM134 182H138L139 183V185H140V182H141V185L138 187V184L137 183H134ZM8 183V182H7ZM17 183V182H16ZM18 183V184H19ZM60 183H61V185H60ZM98 183H100V184H98ZM123 183V182H122ZM131 183V182H130ZM191 183H192V180H191ZM96 184H98V185H96ZM110 183H108V185H109ZM136 184H137V186H136ZM193 184V183H192ZM195 184H193L194 186H195ZM4 185V187L8 190V192L10 191L11 192V197H12V200H9V202H10V206L9 205H7L8 206V208H7V210L6 211H8V209L10 210V209H12V208H14V205H15V203H16V200L18 199V198H21L22 199V197H24L23 196V194H22V192L23 193H25L24 192V190L22 189V191L20 192V193H18L17 192V190H18V186H16V187H13V186H11V188H10V186L9 187H7V186H5ZM39 185V186H38ZM105 185H106V187H105ZM0 186H2V185H0ZM21 186V185H20ZM83 186H84V188H91L90 189V191H81L80 189L81 188H83ZM100 186V189H101V194H100V189L98 188ZM120 186H121V188H120ZM126 189H124L123 187ZM135 186L138 188V189H136L135 188ZM198 185H196V187H197ZM13 187V188H12ZM18 187V188H17ZM117 187H115V190H117ZM21 188V187H20ZM96 188H98V189H96ZM110 188H111V190H110ZM120 188V189H119ZM132 188V189H131ZM155 188V190L153 191V190H151V189H154ZM202 188V187H201ZM203 188V189H204ZM5 189V190H6ZM34 189L35 190H37V189H39V193H37V192H35L34 191ZM70 189H71V191H70ZM111 191V192H108L109 190ZM135 189V190H134ZM165 189V188H164ZM4 190V189H3ZM115 190L112 192V194L114 193V195L112 196V194H110L112 197V199L114 198V196H115V193L117 192H115ZM137 190H139V191H137ZM148 190H150L149 192H150V194H149V192H148ZM160 190H162V189H160ZM18 194H17V193ZM84 192H86V193H84ZM88 192H90V193H88ZM124 192V193H123ZM151 192H152V194H151ZM76 195H75V194ZM100 194V197L98 196ZM121 194V195H122ZM125 194V195H126ZM149 194V195H148ZM162 194V193H161ZM75 197H74V196ZM78 195V196H77ZM102 195V196H101ZM109 195V196H110ZM117 195H119L118 193H117ZM151 195V196H150ZM152 195H154V198H147V197H153ZM77 196V197H76ZM104 196V197H103ZM79 197H80V199H79ZM117 197V196H116ZM123 197H125V198H127V196H123ZM101 198V199H102ZM118 198V197H117ZM138 198V199H137ZM175 198V197H174ZM77 199H78V201H77ZM110 199V198H109ZM112 199H110V203H112V202H117V201H115L116 200V198H114L115 200H113V201H111ZM242 199V198H241ZM27 200V199H26ZM25 200V201H26ZM119 200H121V199H119ZM119 200H118V202H119ZM128 200V199H127ZM129 200H131V199H129ZM128 200V201H129ZM136 200V201H135ZM152 201V203H150L151 201ZM27 201H29V199L27 200ZM81 201H83L84 203H83V206L85 207L83 210H82V205L80 206V202ZM105 201H109V200H107V198L105 199ZM6 202H8V201H6ZM6 202H5V204H6ZM79 202V203H78ZM122 202H124L123 200H122ZM125 202H126V200H125ZM121 203V204H126V205H129V207L131 206L130 205V203ZM149 202V203H148ZM0 203H2L3 204V202H0ZM102 205H101V204ZM109 202H107V203H105V204H110ZM140 203V204H139ZM148 203V204H147ZM166 203V202H165ZM242 203V202H241ZM81 204H82V202H81ZM138 204V205H137ZM164 204V203H163ZM111 205V204H110ZM137 205V206H136ZM159 205H161L160 204V202H159ZM165 205V204H164ZM242 204H240V206H241ZM2 206H4V205H2ZM162 206V205H161ZM160 206V207H161ZM82 207V208H81ZM157 207H158V205H157ZM242 207V206H241ZM5 208V209H6ZM87 208V210H85ZM163 208V207H162ZM245 207H243L242 209H244ZM3 209H4V207H3ZM155 209V208H154ZM166 209H167V207H166ZM170 209H172V208H170ZM246 210H247V208H245ZM244 209V210H245ZM32 210V209H31ZM48 211V213H47V211ZM123 210H124V207H123V209H122V212H123ZM156 210V209H155ZM157 210H159V208H157ZM164 210V209H163ZM245 210V211H246ZM3 211V210H2ZM12 211V210H11ZM46 211V212H45ZM61 211H59V212H61ZM124 211V212H125ZM179 211V210H178ZM250 211V210H249ZM28 212V211H27ZM32 212V211H31ZM33 212H34V210H33ZM36 212V211H35ZM38 212V211H37ZM45 212V213H44ZM84 212V213H85ZM102 212V211H101ZM160 212H162V211H159L158 213H159V215L161 216V215H163V213L162 214H160ZM246 212H248V211H246ZM47 213V214H46ZM94 213V214H93ZM169 213V212H168ZM172 213V212H171ZM63 214V213H62ZM81 214V213H80ZM87 214V213H86ZM96 214V215H95ZM123 214H127V213H123ZM175 214H178V213H175ZM174 214V215H175ZM248 215L250 214L249 212L247 213ZM246 214V215H247ZM50 216L49 218L47 217V216ZM171 215H173V214H171ZM182 215H183V213H182ZM68 216H67V220H68ZM129 216V217H128ZM165 216H167V215H165ZM179 216H180V214H179ZM29 217V216H28ZM168 217V216H167ZM174 217V216H173ZM175 217H176V215H175ZM251 217V216H250ZM254 217V216H253ZM65 218V217H64ZM101 219V221L100 220H98V219ZM106 218V217H105ZM123 218V217H122ZM124 218H126V217H124ZM171 218V220H172V217H170ZM170 218H166V219H170ZM257 218V217H256ZM50 219H52V218H50ZM55 219V218H54ZM72 219V218H71ZM107 219H109V218H107ZM247 219H248V217H247ZM254 219V218H253ZM261 219V218H260ZM88 220V221H89ZM254 220H255V222H254ZM252 222H254V223H256L257 224V220L256 219H254ZM68 221H70V219L68 220ZM73 221V220H72ZM75 221V220H74ZM80 221V220H79ZM79 221H77L76 223H79ZM173 221H174V218H173ZM249 221V220H248ZM262 221V220H261ZM109 222H111V221H109ZM169 222H170V220H169ZM29 223V222H28ZM48 223V222H47ZM90 223V222H89ZM172 223V222H171ZM174 223V222H173ZM176 223V222H175ZM253 223V224H254ZM258 223H259V220H258ZM32 225L30 226V224H29V227L27 226V227H25V229L26 228H28V229H24L22 232L21 231H18V233L19 234H16L17 236H18V238L16 239H14V238H11V235H10V240H9V237H8V239H4L5 240V243H4V245L8 242L9 243V247L6 249L8 252L9 251H11L10 250V248L12 249V252H10L11 253V255H10V257L8 256L7 258H4L3 256H2V258H4V259H6L5 261H3V262H5L6 264H18V259L19 258H22L20 261H19V264L21 263V264H49V262L51 263V257L53 256V255H56V252L58 251V248H59V244L57 245V247L55 246L56 244H55V239H52V235L50 234V232H51V229H50V232H48L49 230H47V231H43L42 233H41V235H38V234H31L30 232L28 233V231H29V228H35L36 227V229H37V227H39L40 229H44V225L41 223V224H37V222L35 223V222H32L31 223ZM34 224V225H33ZM80 224H81V222H80ZM84 224V223H83ZM109 224V223H108ZM115 224V223H114ZM119 224V223H118ZM119 224V225H120ZM124 224H126V225H128L127 227L124 225ZM262 224V223H261ZM28 225V224H27ZM51 225V224H50ZM82 225V224H81ZM110 225H111V223H110ZM172 225V224H171ZM258 225V224H257ZM91 226V227H92ZM108 226V225H107ZM121 226V225H120ZM254 226V225H253ZM93 227V228H94ZM116 227H117V224H116ZM132 227V226H131ZM205 227V226H204ZM7 229L9 228V226L8 227H6ZM38 228V229H39ZM70 228V227H69ZM75 228V227H74ZM94 228V229H95ZM114 228V227H113ZM138 228V229H137ZM203 228V227H202ZM201 228V230H203ZM257 228V227H256ZM6 229V230H7ZM12 229V228H11ZM35 229V230H36ZM81 229V228H80ZM94 229H93V231H94ZM232 229V228H231ZM250 229V228H249ZM260 229V228H259ZM31 230V229H30ZM73 231V230H72ZM77 231V230H76ZM111 232V235L109 236L108 234L107 235H105V232ZM178 230H176V232H177ZM78 232V231H77ZM120 232V233H119ZM175 232V231H174ZM179 232V231H178ZM177 232V233H178ZM202 232V231H201ZM204 232V231H203ZM233 232V231H232ZM70 233V232H69ZM123 233V234H122ZM3 234V233H2ZM2 234L0 235V236H2ZM34 235L35 236V240L33 241V242H30V240L27 238L28 236L27 235ZM174 234V233H173ZM207 234V233H206ZM4 235V234H3ZM203 235V234H202ZM77 236V235H76ZM79 236V235H78ZM77 236V237H78ZM109 236V237H108ZM204 236V235H203ZM203 236H201V237H203ZM5 237H7V236H5ZM4 237V238H5ZM121 236H119V237H115V240H117L116 238H120ZM160 237V239H158L157 240V238H159ZM2 237H0V239H1ZM84 238V237H83ZM183 238V239H182ZM3 239V238H2ZM14 240V244H13V240ZM82 239V238H81ZM113 239V238H112ZM127 239V240H128ZM180 239H182V240H184V237H181ZM179 239V240H180ZM181 240V241H182ZM1 241V240H0ZM4 242V241H3ZM3 242H2V244H1V246L0 247H2V246H4L3 245ZM11 242V243H10ZM69 243H71L70 241H68ZM67 242V243H68ZM85 242V241H84ZM179 242V241H178ZM7 243V244H8ZM16 243L18 244V245H21L22 246V251L21 252H19V253H17V254H15V253H13L14 252V248H16L17 249V247H16ZM38 243L40 244V245H38ZM156 243V244H155ZM13 244V245H12ZM125 244V246H127ZM11 245H12V247H11ZM70 245V244H69ZM72 245V244H71ZM70 245V246H71ZM94 245V244H93ZM93 245H92V247H93ZM97 245V244H96ZM160 245V244H159ZM161 245H163V244H161ZM187 245V244H186ZM5 246H7V245H5ZM24 246V247H23ZM70 246H68V247H70ZM79 245H77V246H75V247H78ZM184 247V250H186V251H188L187 253L188 254H191V251L190 250H192V248H190L188 245L187 246H185V245H183ZM14 247V248H13ZM35 247H40L41 249H42V253L40 254V255H35L34 253H33V249L35 248ZM74 247V246H73ZM72 247V248H73ZM79 247H81V246H79ZM95 247V246H94ZM93 247V248H94ZM156 247H158V244L156 245ZM72 248H69V249H72ZM98 248V247H97ZM131 248V247H130ZM161 248V247H160ZM1 249V248H0ZM15 249V250H16ZM96 249V248H95ZM94 249V250H95ZM103 249V248H102ZM121 249H122V247H121ZM126 249V248H125ZM124 249V250H125ZM158 249V248H157ZM157 249H156V251H157ZM166 249V248H165ZM5 250V249H4ZM68 250V249H67ZM93 250V249H92ZM99 250H100V248H99ZM105 250H107V249H105V247H104V252H105ZM162 250V249H161ZM6 251V252H7ZM17 251V250H16ZM69 251V250H68ZM68 251H62V252H64L63 254V257H65L66 255H67V252ZM77 251H78V249H77ZM4 253H3V255L6 253L5 251H3ZM7 252V253H8ZM59 252H61V251H59ZM76 252V251H75ZM152 252H154V251H152ZM159 252V251H158ZM13 253V254H12ZM125 253H126V256H124L125 255ZM156 252H154V254H155ZM161 253V252H160ZM258 253V252H257ZM61 253H59V255H60ZM192 254H193V252H192ZM8 255V254H7ZM14 255V256H13ZM75 255L77 256V258H78V255L77 254H75L74 253V255L72 256V254L70 253V256H72V257H74V258H76L75 257ZM151 254H149V256H150ZM57 256V255H56ZM161 256V255H160ZM170 256V255H169ZM6 257V256H5ZM13 257V258H12ZM191 257H193V256H191ZM189 258V257H188ZM39 259V260H38ZM17 260V261H16ZM37 260V261H36ZM153 260V259H152ZM121 261V260H120ZM131 261H133V258H132V260H129V264H132V263H134V262H132L131 263ZM156 261H158V260H156ZM122 262V261H121ZM114 263V262H113ZM126 263V262H125ZM136 263V262H135ZM153 263V262H152ZM208 263V262H207ZM2 264V263H1ZM52 264H54V263H52ZM55 264H56V262H55ZM111 264H112V261H111ZM120 264V263H119ZM123 264H124V262H123ZM127 264V263H126ZM203 264H206V262H203Z\"/></svg>", "mask_w": 264, "mask_h": 264}]
</instances>
